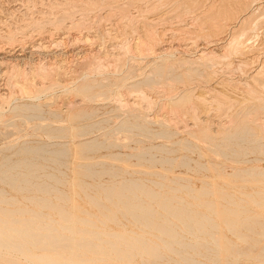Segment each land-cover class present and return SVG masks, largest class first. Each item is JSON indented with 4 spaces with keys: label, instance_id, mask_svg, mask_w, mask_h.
<instances>
[{
    "label": "rangeland",
    "instance_id": "rangeland-1",
    "mask_svg": "<svg viewBox=\"0 0 264 264\" xmlns=\"http://www.w3.org/2000/svg\"><path fill=\"white\" fill-rule=\"evenodd\" d=\"M111 1L112 0H93V3H92V0H82V1L81 0L80 1L79 0H66V1L65 0H0V59L4 60V61L1 60L3 63L0 61L1 62L0 63V69H2V70H0V89L2 88L1 92L5 94V99L3 100V104H2V101L0 100V102H1L0 103V107H1L0 108V168L1 167L3 168L6 165L9 166V165L16 164L18 162H23V160H26L27 162L34 163L36 165L41 166L39 168L34 167L32 169L35 172L34 174H31L30 172H28L24 168H22L21 170L9 172L7 174L8 176H17L18 174L19 175L20 174L27 175L28 177L26 179L29 181V183L25 184V185L29 189L21 191V190L13 188L7 182H3L0 180V207L10 209V210L24 209L27 212L28 211L29 212L34 211L33 214H39V216H38L39 219H38V217L37 218H35L33 216L31 217L32 214H30V213L25 214V215H16L15 217L20 218V219H25V220L33 219L34 224H32V225L34 226L36 224L33 227V229L36 230V232L38 230V232H37L38 235H41L40 239L37 235L35 237L32 236L35 239L32 238L31 236L28 238H26V236H23V237L21 236L22 238L21 237L19 238V236L12 237V236H10L9 232H8V234H9L8 236L0 235V240L2 239L1 241L5 242V243L8 241L7 244H9V245L12 242L11 245H17L18 247L22 245L20 247V249L25 250L24 254L14 255L15 258H13L14 260L12 263H14V264H41V263L46 264L47 263L48 264L52 261L53 263L57 262L58 264H83L82 262H79V259H84V260H90L91 261V263H89V261L86 263V261H85L84 264L85 263L86 264H116V263L117 264H142V263L148 264L145 262H141L142 259L140 257H137L135 259V261L130 262V263L127 261H125V262L124 261L121 262L120 260L118 261V259H117L118 257L115 256V254L113 253L114 251H112L111 248L107 244H103V245L101 244V247H100L101 249L99 247L98 248L95 247V248H97V250L94 247H93V250H88L87 247L84 248V247L80 246L79 243L82 242V241H80V239H82V238L90 239V237H91V236L89 237L87 232H86V234H84L85 232H82V230H85V231H94V232H97L100 234L99 237L100 236L101 237H100V241L98 239L99 242L97 241L96 238H93L94 241L92 240V242L94 244L102 243V241H105V240L115 242L116 239H114L111 236L109 237L106 235V234H113L114 233V234H122V235H125L126 237H131V235L134 236V234H136L137 236L143 237L144 239L147 238V241H149V243L155 242V243H158L159 245L161 244L160 245L161 247H164L165 242H172V241H174V239L178 235H180V238L178 236L176 238L177 239L176 241H180V243L182 242V244H184V245L185 244H192V245H197L198 247H200L199 245L201 244L200 242H202V241L205 242V243L202 242V244L205 245L206 247H210V244H212L211 247L209 248V251H207V253L213 254V250H217V247H219L217 251H218V253H220L222 255V257H221V259L223 260L222 264L224 263V261H226V263H224V264H242V263L243 264L244 263H246V264H257V263L258 264H264V260H263L264 259V253H261L259 251V244L261 245L262 243L261 242L258 243V241H262L264 243V240H263V237H264V234H263L264 207H262V206L259 207V206H257L256 203L251 202L252 200L261 201V199L264 198V175L263 176H257L256 171H255V169H261V168L264 169V148L257 149L254 151L250 148L251 147L250 145L243 144L241 146V152L238 156H233V155H231L230 152H228L229 153V156H227L228 158L225 156L219 155L220 154L219 150L225 143L220 142L222 140V136L220 135V132L218 133V130H216L215 127H213L216 130L214 133L215 134L214 139H213L214 141H211L209 143L208 142L205 143V141L193 138L189 133L191 129H188L189 127L192 126V122H193V120L188 117L191 114H188V112L186 110H184V111H186L185 114L183 113L184 115L182 113L178 114V112H175V114H174V112L172 114L171 113L169 114L168 113L169 111L167 110L168 107L166 106V104L168 103V101L170 102V100H172L171 102H175V101H178L179 99L181 100V99L187 98V99H189L191 104L186 99L184 105L186 106L187 109H188L187 106L189 104L190 105L193 104L194 106H192V107L197 108L198 113H196V118H199L200 120H204L205 122L207 120H209V122L210 121L214 122L213 125L217 124L218 127H219V125H222L221 123H223V125H225L227 123L226 121L230 120V118H229L230 116L232 118L234 117V120H232V118H231V120L233 122L235 121V118L237 121V122L235 121L236 123H238V120L241 122L244 119V116L247 115L250 111V113L252 112L251 114L255 120L252 119L254 121L252 123V120L250 119L252 117L249 118V115H247V117L245 116V121L248 122V120H250L251 122L249 121L248 127L254 128L255 133L258 136H261L260 134H262V131L259 129V125L257 126V122H258V124L264 123V121L262 122V120H264L263 119L264 118L263 117L264 116V110H263V108H260L264 104V103H262V100L264 101V96H262V95H264V88H263L264 82L261 83L262 79L264 81V77L262 76L263 77L262 78L261 75L258 77V75H256L257 74L256 71H259L262 69V67H264V64H263V62H264L263 58L264 57H262V55L264 56V49H261V48H264L263 47V44H264V34H263L264 33V25H263L264 24V17H262L260 19V21H262V22H260V21L258 22L259 23L258 26L260 25L257 28V29H259L258 32L256 31L257 29H255L254 31H251V33L250 32L248 33V35L246 36L247 38L244 37V39H248V37H250L251 41L249 40L248 44L250 46L252 45L253 47L249 46V47L243 49L245 52L243 50H242V52H240L241 57L239 55V52H237V53L233 52L235 55L230 53L231 56L230 55L229 56L231 58L230 59L231 62L228 61L229 58L227 60L225 59V62L228 64H226L224 62V60L223 61L221 60L220 62L216 60L217 63L219 62V64H216V62L214 61L215 59H212L213 62H210L211 61L210 58L205 57L202 59V57L200 56V51L202 50L203 47L209 48L210 46H212V44H216V42H214V41H217L219 39L222 40L224 37H225L224 39L226 40V38L230 36L229 33H228L229 36L226 35L227 31H226V34L222 33V34L226 35V36L223 35L224 37L222 36V34L219 36L213 37L210 33H209L210 36L207 33V32H210L209 30H207V29H209L208 25L211 22L210 20H212L216 17L214 13L212 14V12L206 11L207 9L209 10V7L207 5H210L213 0H208L209 3L207 0H204L205 3L203 0H200L201 2L199 0L198 1L197 0H161V2H160V0H158V1L157 0L156 1L155 0H139V1L138 0H121V1L120 0H113V2H111ZM182 1L183 2L185 1V3H183ZM191 1H193V2L190 4L189 2H191ZM72 2H73V4H72ZM158 2H160V3H158ZM178 2H180V3L182 2L186 6V8L184 6H182L183 5L182 3H181L182 5H181ZM109 3H110V5H109ZM153 3H154L155 8H153ZM194 3H196V5ZM202 3H204V4L208 3L206 5V8H204L205 5ZM67 4H69V5H67ZM156 4H157V6H156ZM177 4H178V6H177ZM198 4H200V5H198ZM179 5L182 7H180ZM73 6H74V8H73ZM95 6H97V7L95 8ZM162 6L164 7V9ZM199 6H201L200 9L197 8ZM99 7H100V9H99ZM107 7H109V8H107ZM127 7L128 8L130 7V8L128 9ZM144 7H147L151 10L144 8ZM172 8H173V10H172ZM184 8H185V10H184ZM190 8H192V9H190ZM109 9H111V10H109ZM158 9H160L161 11ZM254 9H256V7ZM144 10H145V12L146 11L148 13L151 12L152 14H148L146 12V14H147L146 15V14H144ZM175 10H177V11H175ZM187 10H189L190 12ZM193 10H195V11H193ZM111 11H112V13H111ZM141 11H143V12H141ZM174 11H175V14H174ZM186 11H187V15H185ZM113 12H115L114 13L115 17L113 15ZM100 13H101V15H100ZM108 13L110 15H108ZM129 13H130V15H129ZM204 13H206V14H204ZM95 15H97V16H95ZM183 15H185L186 17ZM206 15H208V17ZM210 15H214L215 17L212 16L213 17L212 18ZM146 16L149 18H147ZM187 16H188V18H187ZM202 16H203V18L207 17V20L209 19L208 20L209 23L207 22L206 19L203 20ZM141 17H143V18H141ZM151 17H152L153 21L151 20ZM199 17L202 18L201 19L202 21L198 20ZM232 17L233 16H231L229 18V21H228L229 23L231 22L230 24H232V22L234 21ZM110 18L111 19L113 18V19L110 21ZM145 18H147V19H145ZM171 18L174 19L175 21L174 20L169 21V20H171ZM133 19H134V22H133ZM176 19H178L179 21ZM108 20H109V23H108ZM158 20H160V21L162 20L161 21L162 23ZM196 20L198 22H196ZM90 21H91V23H90ZM155 21H158L159 23H157ZM71 22L72 23L74 22L73 23L74 25L72 24V26H71L70 25ZM87 22H89L90 24H86ZM145 22H146V24H145ZM152 22H153V25L151 24ZM201 22H203V26L202 25L200 26ZM95 23H96V25H95ZM177 23L179 25H177ZM193 23L194 24L196 23L195 25H197V26L199 25L198 28H197V26L193 27ZM261 23H263L262 24L263 27H261L262 26ZM140 24L141 25L142 24L143 25H147V24L150 25L151 24L150 26L154 28V30L157 32V34L159 33L158 35H161L159 37L161 39H163L162 45H164V47L166 49H169V50L168 51L165 50V48L162 46L164 51L160 54H159V52H161V51H157L158 52L157 54H159V55H157V54L155 55V53H153V55H152V53L146 55L147 52L144 51L143 52V54L145 53L144 56H143L142 52L141 53H134L133 52L134 55L131 53L132 51L129 52L128 47H130V45L132 46L134 44V42L138 39V36L141 35L140 29H138L140 27ZM157 24H159V25H157ZM174 25H176V27ZM180 25H182V26H180ZM189 25L192 27H190ZM204 25L205 26L207 25L208 27H204ZM61 26H63V27H61ZM75 26L78 28H75ZM124 26H126V27H124ZM184 26L186 29H184ZM54 27L57 29H55ZM127 27L130 29H128ZM132 27H133V31L131 30ZM202 27L204 29H202ZM105 28H109V29H105ZM188 28H189V30H188ZM78 29H80V30H78ZM112 29H114V30H112ZM200 29H202L201 32H199ZM203 30H205L207 34L203 33L202 35H200L203 32ZM109 31H111L113 34L110 33ZM135 32H136V35H135ZM166 32L167 33L169 32V33L167 34ZM176 32H177V34H175ZM187 32H189V34ZM191 32L193 33V35ZM194 32L195 33L197 32L196 33L197 35ZM114 33H115V35H114ZM184 33H186V34L184 35ZM204 34L206 35V37L204 36ZM249 34H251V35L253 34L254 36L253 35L251 36ZM194 35H195V37H194ZM198 35H200V38H201L200 42H199V36ZM207 35H208V37L211 38L209 41H208ZM115 36H117V37H115ZM162 36H164V37H162ZM173 36H175V37H173ZM192 36H193V38H192ZM196 36L198 37V40L196 39L197 38ZM11 37H13V38L11 39ZM111 37L115 40L113 41V39ZM171 37L173 40L171 39ZM217 37L219 39H217ZM254 37L256 38V40ZM87 38L90 39L91 41L90 42L86 41ZM164 38H165V40H164ZM179 38H181V39L178 40ZM194 38H195V40H194ZM214 38H215V40H214ZM261 38H262V40H261ZM21 39H23L22 43L18 42V40L21 41ZM204 39L210 43H208L207 41L204 42ZM11 40H12V42H10ZM59 40L60 41L62 40V41L60 42ZM120 40H121V42H120ZM196 40L198 41V43L195 42ZM201 40H203V41H201ZM212 40H214V41L212 42ZM54 41H55V43H54ZM57 41L60 45H58ZM172 41H173V43H172ZM190 41L193 43L194 42L197 43L196 46H195V43L193 44ZM117 42L118 43L120 42V43L118 44ZM179 42H180V44H179ZM183 42H185V43H183ZM252 42H253V44H252ZM260 42H261V44H260ZM11 43H14V44H11ZM23 43H25V44H23ZM39 43H41V44H39ZM72 43H73V46H72ZM74 43H75V45H74ZM92 43H94V44H92ZM202 43L204 44V46ZM207 43L209 44V47H208ZM254 43H255V46H254ZM201 44H202V46H201ZM21 45H25V47H22ZM40 45H41V47H40ZM125 45L127 46L128 49H126ZM21 47H22V49H21ZM122 47H124V48H122ZM170 47H172V48L170 49ZM258 47H259V49H258ZM4 48H5V50H4ZM9 48H10V51H9ZM256 48H257V50L255 51ZM36 49H38V50H36ZM112 49H114V50H112ZM125 49L128 51H126ZM21 50L25 53L24 57H22V56L18 57L20 52H21V54H23V52ZM219 50H217V52ZM249 50H251V52ZM117 51L120 53H118ZM165 51H166V53H165ZM6 52H7V54H6ZM12 52H14V54ZM185 52H187V53H185ZM248 52H250V53H248ZM260 52L262 55L260 54L258 56V54ZM123 53L126 55H124ZM10 54H11V56H10ZM140 54L142 55V58H141ZM249 54L250 55L254 54V55H252L253 57L252 56L250 57ZM7 55H9V56H7ZM50 55H51V57H50ZM148 55L151 57H149ZM243 55H245L244 56L245 58L243 57ZM255 55L257 57L254 60L253 58H255ZM31 56H33V57H31ZM198 57H200V58H198ZM11 58H12V60H11ZM15 58L18 60L19 59H25L26 62L24 61V64L21 63L20 65H21V69L24 68L26 70V72L29 71L30 68H33V66H34L33 64H36V62H37V64L34 67H36L37 65L45 64V63L48 65H51V66L54 65V67H56L57 64H59L62 67L64 66L63 69L65 71L63 70V73L68 72L66 74L68 76L63 74V75H65V78H67V77L68 78L65 81V78L62 75L61 76L62 78H58L59 80L57 79V77H53L50 80L45 79V80H43V82H41L40 80H42V79H40V80H37V83H36L38 85V86L36 85L38 88H36V86L35 87L33 86L34 87L33 90L36 89L35 92H37V93L33 92L31 94V96L30 95H24L23 93L20 94L21 93L19 91L20 89H18L17 86L16 87L15 86L10 87L12 89L11 90L6 85L7 80H8V74L13 75L15 72L13 71L14 72L13 73L12 70H16L17 68H19V67H17V68L15 67L16 64L13 62V59L16 60ZM114 58H115V60H114ZM246 58L248 61L250 60V62L245 60ZM98 59H99V61H98ZM197 59H199V60H197ZM200 59H202L203 61ZM207 59H210V60H207ZM252 59H253V61H252ZM184 60H185V62H183ZM186 60H189L190 62L189 61L186 62ZM205 60L210 63V64L207 63V65H209L208 69L206 66L204 67V64L206 65V63H204ZM85 61H86V63H85ZM193 61H195V62H193ZM242 61L244 62V64H247V62H248V64L246 65L248 69L246 68V66L244 64L239 63ZM51 62H54L55 64H53ZM88 62H89V64H88ZM198 62H199V65H198ZM200 62L202 63L201 65H200ZM222 62H223V64H222ZM232 62L233 63L235 62L233 65H237V63L239 65L241 64V67H243V65H244L246 70L244 67L238 68L239 70H237L235 67H234L235 69H233V67L229 66ZM105 63H106V65H105ZM114 63L116 64L115 65L116 67L114 66ZM186 63H192V64H190V65L188 64V66H187ZM211 63H213V64H211ZM24 65L26 68L24 67ZM72 65H74V66L72 67ZM82 65H84V66H82ZM108 65H112L113 67L110 66V68H109ZM77 66L79 67V69L77 68ZM158 66L163 67V68L166 67L165 68L166 69V77H165L166 79L163 78V81H162V78L160 79L158 76H156L155 72H157ZM170 66L173 67L174 69L170 68ZM210 66H211V68H210ZM218 66H221V68ZM227 66H228V68L226 69ZM103 67L105 68V70L103 69ZM229 67L232 70H234V71L237 70V71L236 72L230 71ZM27 68H29V70H27ZM190 68H191V70H189ZM192 68H194V69H192ZM73 69H75V70L73 71ZM97 69H98V71H101V72H99L100 74L98 72L95 73ZM106 69H108V70H106ZM169 69H171V70H169ZM10 70H11V72H10ZM216 70H217V72H216ZM5 71H9L8 74H6L7 72H5ZM242 71H243V73H242ZM2 72H5L6 76ZM80 72H82V73H80ZM192 72L193 73L195 72V75H193ZM213 72H216L214 74H216L217 76H215V75L213 76ZM223 72H225V73H223ZM151 73H152V75H151ZM183 73H184V76L182 75ZM203 73L205 75H202ZM239 73H241L240 74L241 76H243V74H245L244 76L246 78L248 77L249 80L246 79L244 76L241 77L239 75ZM2 74H4V75H2ZM187 74L189 76H186ZM199 74H201L202 76ZM72 75H74V76L76 75L78 77H76V76L73 77ZM179 75L182 76L181 79L175 80L174 78H176ZM254 76L257 79L260 77L262 79L257 80L256 78H254ZM167 77H168V79H167ZM172 77H173V79H172ZM183 77H185V79H187V80L183 79ZM54 78H55V81H57V82L59 81L58 83L60 85L57 82L56 83L54 82V80H53ZM231 78H233V79H231ZM60 79H62V80H60ZM75 79H76V81H75ZM149 79H151L150 80L151 82H149ZM46 80H47V83H46ZM73 80L75 82H73ZM154 80H156L157 83ZM225 80H229V81L225 82ZM242 80L245 81V87L248 86L247 88H245V90L243 88L244 83ZM38 81H40V82L38 83ZM64 81H65V83H64ZM223 81H224V84H223ZM249 81H250V83L257 82V85H255L254 83L249 84ZM84 82L85 83L87 82L88 84H90V86L97 85V83L99 85L100 84L103 85V87L95 88L94 90H90L89 92L94 93V94H98V93L103 92L104 94L101 96L97 95V96H95L96 98L92 97L90 99L85 97V95L83 93H80L77 90L78 85L85 84ZM188 82H190V83H188ZM237 82L239 84L241 82L242 85L236 87V85L234 83L239 85ZM44 83H46V84H44ZM139 83L140 84L142 83L140 85L141 90H143L142 92L145 94V96H147L146 97L147 100L152 101V102L150 101V104L145 99L147 101V104H146V101L142 97L141 98H142V101L144 100V103L141 100L137 101V99H140V97H138L137 93L136 94L133 93L132 89L135 87V85L138 86ZM227 83L228 84L232 83L233 89H232V87H230L231 85H228ZM41 84H42V86L45 85L43 87V91H41L42 87L40 88ZM54 84H56V85L58 84V85H57V87L55 86L56 88L53 87L54 89H52V85H54ZM233 84L235 87L233 86ZM261 84L263 87L261 86ZM47 85H49V86H47ZM147 85H149V86H147ZM46 86L50 89V92L47 91L49 89H47ZM131 86L132 87L134 86V87L132 88ZM223 86H225V87H223ZM189 87L190 88L192 87V88L190 89ZM249 87L254 88V89L258 88L257 90L255 89L256 92H258V90H260V94H259V92L254 93V94H256L257 96H258V94H259V96L261 95L262 97L261 96L260 97L262 99L261 98L256 99L257 96L253 95V97H255L254 100L256 99L260 103H258L257 101H252L253 99L251 97H252L253 93H251V96H250V92L248 90V89H250ZM211 88L213 90H210ZM240 88H242V89L240 90ZM134 89H137V88H134ZM159 90H161V91H159ZM243 90L245 91V93H243ZM218 92H220V93H218ZM131 93L133 95H131ZM216 93H218V95L220 97L217 96ZM246 93L247 94L249 93V94L247 95ZM35 94H37L39 97L38 96L36 97ZM243 94H244V96H243ZM8 95H9V98H8ZM32 95L35 96V98H33ZM221 95H223V96H221ZM19 96H21L22 98ZM28 96H30V97H28ZM247 96H250V97L247 98ZM227 97H228V99H227ZM68 98H71V100ZM249 98H250V101H249ZM66 99H68V100H66ZM200 99H203V101ZM229 99L231 101L232 100L237 101V102H235L236 104L234 102L228 103ZM34 100H36V101H34ZM62 100H64L65 102ZM115 100H118V101H115ZM119 100H121V101H119ZM212 100L216 101V102L218 101L217 102L218 104L216 102H213ZM133 101H135V102H133ZM231 101H229V102H231ZM57 102H58V106H56ZM75 102H76V105L74 104ZM138 102L142 105L141 109L145 105H148V104L149 105H148V107L145 106V108H146L145 111H144V109L139 110L138 107L140 108L141 105ZM207 102L209 103V105ZM80 103H82V105ZM203 103H205V104H203ZM61 104H63V105H61ZM68 104L70 105V107ZM125 104L127 105V107L125 106ZM260 104H261V106H260ZM24 105H25V108H24ZM71 105H73V106H71ZM128 105H131L132 108L129 107ZM134 105H136V106L140 105V106L136 107ZM219 105L221 106V108L218 107ZM229 106H231V107H229ZM236 107H238V108L236 109ZM60 108H61V110H60ZM75 108H78V109H75ZM129 108H131V109H129ZM133 108L134 109L136 108L137 110L136 109L134 110ZM231 108H232V111L229 110ZM81 110L83 112L87 111L86 113L88 114V116L84 117V118L81 116L79 118H70L69 116L67 117V115H66L67 113H68V115H69V113L70 114H72V113L77 114ZM160 111H162V112H160ZM217 111H219V112H217ZM255 111L256 112L258 111L257 114ZM143 112H145V113H143ZM163 112H165V113H163ZM239 113L240 114L242 113L241 115H239L240 118H239V116L236 115ZM253 113L255 115H253ZM165 114H166V116L167 115L168 116L166 117ZM176 114H178V115H176ZM223 114H224V117L227 115V117H225V118H229V119H225L223 117ZM141 115H142V117H141ZM181 115H182V117H181ZM185 115H186V117H183ZM256 115H258V116H256ZM131 116L134 119H132ZM147 116H149V117H147ZM208 116H209V118H208ZM259 116H262L263 118L262 117L260 118ZM257 117L260 120L256 119ZM166 118H168V119H166ZM176 118H177V120H176ZM205 118H206V120H205ZM222 118L225 119V120H223V122H222ZM142 119H144V120H142ZM147 119H149V120L155 119V120H153L154 122L151 121L152 123H150V121ZM169 119H171V120H169ZM190 119L192 120V122ZM256 120H259L260 123H259V121L256 122ZM165 121H167V122H165ZM174 121H176V122H174ZM182 121H184V123ZM162 122L164 123V125ZM188 122H191V123H188ZM211 122L209 124H212ZM176 123H178V124L174 125ZM182 123L185 126H186V123H188L187 126H189V127L186 126V129H185L186 132L181 131V129L183 130L185 128V127L183 128L184 125ZM254 123L256 124V127L254 126ZM135 124L142 125L143 128L140 129V128L136 127ZM179 124H181V126L182 125L183 126L181 127V126H179ZM213 125H211V126H213ZM174 127H176V128H174ZM73 128H75L76 130ZM257 128L260 131L257 130ZM71 129H73V130L71 131ZM179 131H181L182 133ZM70 132H72V134H73L72 136H71ZM216 133H218V134H216ZM173 134H175V135H173ZM110 136H112V137H110ZM119 141L120 142L122 141L124 143L122 144V142L120 143ZM79 143L80 144L85 143L89 147H90V145L92 146L90 149H87L84 152V158L83 159L79 158L77 155H73V152H78L76 146ZM113 143L114 144L118 143L117 144L118 146L114 145ZM261 143L264 145V140H262ZM69 148H71V149L74 148V150L72 149L73 151H72V153H70L71 155L69 154V155H66L65 157H63V156L61 157L59 155H53L50 153V152L53 153V152H58V151H63V150H70L71 151V149H69ZM151 148H154V149H151ZM209 148L211 149L210 151H209ZM35 149H40L43 152H41L40 150H37L36 152H31V150L33 151ZM141 149H146V150L151 149V151H146V152H148V154L144 158V160H139V159L134 157V158L129 159V161L127 162L128 164L127 163L126 164L125 163L119 164V163H113L109 159V156L119 154L122 156V160H126V156L139 154ZM238 149H240V148H238ZM212 150H214V151H212ZM260 150H262V151L260 152ZM211 151L213 153H210ZM182 158H184L185 161ZM150 159L154 160L155 162L156 161H158V162L155 164L150 163V162H148ZM167 159L175 160V161H172L170 163H164V164L160 163L161 161H164ZM180 159H182L183 164H182V161ZM184 162H185V164H187V167H184ZM234 162H236V163H234ZM87 164L90 165V169L93 172V174L89 175V174L84 173L86 171ZM129 164H140L144 167H133L132 168L129 166ZM202 166H204V167L202 168ZM216 166H218V167H216ZM114 167H120L122 169V172H119L115 175L108 174V172L109 173L112 172ZM128 167H130V168H128ZM149 167L151 169H147ZM210 167L212 168L211 171L208 170V169H211ZM213 169H221L224 173L226 171L227 174H233V171L235 172L238 169L250 170V174H248V173H246L245 175L242 174L245 177V179L248 181V183H246V184L240 183V185H242V186H240L237 183H235L236 182L235 178H230L229 180H227L229 182V184L227 185L222 180V178L218 176V173L216 171H214ZM3 170H5V168H3ZM134 170H139V172H134ZM76 172H81V174L78 175V174H76ZM144 172H159V175H154V174L149 175V174H145ZM174 176H181L182 178H184V180H175ZM77 179L82 181L83 185L77 183L76 182ZM130 180H141V181H143L145 184L143 190L151 191L159 197V199H157L156 201H153V198H149L146 195L137 193L138 197L143 199L144 202L146 203V204L144 203V205L146 206L145 208H147V205L148 206L151 205V207H153V209L151 207L150 208L153 211L158 212V213H156L157 215L160 214L163 216V217L160 215H158L159 217L155 216L156 217L155 221L156 220L158 221L157 218H161V220L159 219L160 221H158V222H162V224L165 226L164 228H165V231L167 233L164 231L159 232V230H155L154 228H152L150 226L143 225L142 220H141V223L138 224L137 223L138 221H136V219L134 220L133 217H131V214L129 215V212L131 211L130 208L126 209L123 205H120V204L115 205L108 200L109 194L111 193L109 189H111L113 187V185L119 186L122 181H130ZM148 180L158 182L160 185H158V186L153 185V184L147 182ZM171 181H175V182H171ZM203 181H206V183H204ZM214 181L217 184L216 188L211 187V185L209 183V182H214ZM127 184H129V183H127ZM186 186H189L190 188H186ZM203 189L208 190L209 193H213V194L216 192H222V193H227L231 196L237 195V196H234L235 201H239V200L246 201L247 203L241 202L239 206H234V208L228 207L229 205H226V206L228 207L227 209H234V210L237 209L238 211H241L244 209L243 211H241L242 212L241 215H239V216L237 215L238 216L237 218L239 219V221H244L243 217H245V219L250 218V220L252 219V221H251L252 223L249 220L247 225H245V226L236 225V229H234V228L233 229L235 231L237 230L238 232H235V231L231 232V230H230L231 226L225 224L226 223L225 219L230 218V217L232 219V217L234 215L229 213L228 210H226L227 213H226V211L224 212V209H222V208H218L219 210L217 208H214L216 210H211V208H208V207L206 208L205 206H201L203 201H217V202L222 203V201L218 199L217 195H210L209 194L206 196H202V194L204 192ZM165 198L166 199H173V206H175V208L176 207L179 208L178 210L181 213L183 212V210H182L183 208L184 209H185V207L187 208L185 210H187L190 214L189 213H188L189 215L186 214L185 212H187V211L183 212V214L184 215L186 214V216H187V217L185 216V220H184L183 214L181 215L180 212L179 213L177 212V213L180 214L181 218L177 217L179 215L175 216L174 218L172 217V215L173 214L175 215L176 211H178V210H176L174 208H173V210H171L172 207H170V208L168 207L169 209L166 210L160 206L161 204H159V202L164 200ZM252 198H255V199H252ZM40 199H46L47 201H49V204L51 205L52 208L43 207L42 206L43 204L40 201ZM4 200L6 201V203L1 202ZM174 200H177V201L174 202ZM99 203L103 204V206L102 205L100 207H99V205L97 206V204H99ZM191 205H193V206H191ZM54 206H58L60 208H57V209L54 208L53 209ZM183 206H185V207H183ZM189 208H191V210ZM238 208L239 209L241 208V209L239 210ZM59 209H61L62 211H66V213L72 214L73 218H71L67 221L64 220L62 218V216H64V215L60 214L61 210H59ZM129 209H130V211H128ZM220 209H221V211H220ZM217 210H218V212H217L218 214L216 215ZM191 211L193 213L196 212L195 213L196 216H195V214L191 215L192 214ZM210 211L213 213H211ZM223 213L224 214L226 213V214L224 215ZM156 214L154 213V215H156ZM198 214H201V215H198ZM212 214H214V216ZM221 214H222V217H224L225 219L224 218L222 219L219 217V216H221ZM22 216H23V218H22ZM189 216H191L192 218L190 219ZM194 216L197 217L198 219H195ZM203 216H205V217L208 216L207 218H209V216H211L210 218L214 222H211V223L208 222L209 219L207 221V219L206 218L204 219ZM216 216L219 217L220 219H218ZM162 218H164V219H162ZM186 218L191 222H189ZM40 219H41L40 222L42 224H40V222H37ZM180 219H182V220L180 221ZM234 219H236V218H234ZM81 220H87V221L90 220L89 221L90 223L88 222L89 224H87V223L84 224ZM192 220H194L193 223L195 221H197V222H195L196 225L198 224L197 228H196L195 224L192 223ZM168 221H170V222L168 223ZM185 221L187 223V224L185 223L186 226L184 225ZM253 221H258L259 223H263V225L254 224L255 225V227H254ZM189 223L191 225L193 224L192 228H194V231L186 228V227L191 228V225ZM206 223H207V227H206ZM224 224L228 227H225ZM250 224H251V227H250ZM40 225H41V227H40ZM199 225L201 227H198ZM16 226L21 227L19 224H17ZM37 226L41 228L42 232L39 231L40 228L36 229ZM46 226H48V227H46ZM64 226L71 228V230H69V229L65 230V228H62ZM175 226H178L179 228L175 227ZM208 226H210V227H208ZM218 227H219V229H218ZM48 228H51V229L53 228L51 231V234L53 235V237L55 236L54 238H58V239H52V237H50L51 242L54 241V243H57L59 241L60 243L59 242L58 243L60 245L62 244L61 246L64 247V245H65V249L67 247H71L72 249L67 248L65 250L64 248L60 249L59 247H55L56 249H59V250L58 251L55 249L53 250V246L50 245V243H51L50 239L47 238V239H49V240H47V239H45L46 237L45 238L42 237L46 234V232H47L46 230H48ZM201 228L203 229L202 231H200ZM208 228L209 229L211 228V229H213V231H216V232L213 233V231L211 229L209 230ZM220 228H221V230H220ZM197 229H200V230H197ZM205 229H207V230H205ZM53 230H54V232H53ZM174 230L176 231V234L174 233V235L176 237L174 235L172 237H170L168 235V233L170 231H174ZM195 230H197V232ZM247 230L249 232H247ZM252 230L254 232H252ZM55 231L58 232L59 235H58V233H55ZM180 231H182V232L184 231V232L181 233ZM186 231H187V233H186ZM200 232L205 236V237L204 236L201 237L202 241L200 240L201 238L199 237V236H201ZM207 232H211L214 236H212V234L207 233ZM244 232H246V236H245ZM194 233L198 236H194L195 235ZM259 233H260V235H259ZM223 234H224L225 239H226V240H223L225 242V243L223 242L224 244H226V241H227L235 249H237L238 247H240V249H237L236 252L233 250L230 252L229 250H225V249H224V251H225L224 252L222 249H220L221 246H219V245L222 242L220 244H218L217 243L218 240H216V239H219V238H216V237H220V235H221V237L224 238ZM167 235L169 237H167ZM206 235L208 236V238ZM59 236H61V239H63V241L59 238ZM63 236L65 238H63ZM192 236H194V237H192ZM209 236L211 238H209ZM233 236H235V238ZM254 236L257 238H254ZM6 237L7 238L10 237V238L7 239ZM24 237L27 240L26 239L21 240ZM173 237H175V238H173ZM11 238H12V240H11ZM13 238L15 239V241L13 240ZM68 238L71 240H69ZM159 238H162V240H160ZM170 238H172L173 240ZM195 238H197V239H195ZM212 238H213V240H212ZM184 239H187L188 241L187 240L184 241ZM210 239L212 241H209ZM241 239H242V241H241ZM249 239L252 241H250ZM39 240L41 241L40 244H39V242H40ZM65 240H68V241H65ZM196 240H198V241L200 240V241L198 242ZM44 241H46V242H44ZM64 241H65V243H62ZM190 241H192V243ZM213 241H215V242H213ZM254 241H256V242H254ZM13 242H17V243L14 244ZM44 243L48 246L43 245ZM68 243H69V245H68ZM223 243H222V245H223ZM251 243H253L254 245ZM119 244H121V243H119ZM23 245H25V246L23 247ZM55 245L59 246L58 244H55ZM79 246L81 247V249L78 248ZM43 248H44V250L46 249L47 252L41 251V250H43ZM174 248L177 250H181V249H179V245H177V243H176V247H175V243H174ZM180 248H182V247H180ZM94 249L96 252L94 251ZM255 249H256V251H255ZM99 250H103V251H99ZM199 250L202 252L205 251L204 249H199ZM210 250H212V251H210ZM246 250H247V253H249V254L244 252ZM14 251L15 250L12 247L7 248V249H3V252H7V253H13ZM55 251H56V253H55ZM88 251H90V253H88ZM168 252L169 251H167V250L161 251V253L165 256V260L163 261V263L162 262H160V263H162V264H176L174 262L168 261L169 257L176 259L178 261H181V260H179L180 259L179 256L175 255L174 252H170V253H168ZM191 252L192 251L188 250L187 252H183V253L181 252V254L185 255L186 253H189L190 255L194 256L195 252L194 253L192 252L193 254ZM232 252H234L235 254H233ZM57 253L59 255H56ZM94 253H96V254L94 255ZM78 254H79V257L81 256L80 258L76 257ZM101 254H103L104 256ZM168 254H170V255H168ZM254 254L257 256H255ZM74 255H76V256H74ZM173 255H174V257H173ZM41 256H45V257L41 259V258H39ZM58 256H62V258L58 257ZM224 256H225V258H224ZM8 258H10V257H8ZM145 258H148V257H145ZM226 258H228V259H226ZM231 258H232V260H231ZM194 259L195 260L198 259V261L204 262V264H209V262L211 264H215L213 262L216 259V256H209V257H203V258L199 257V256H197V257L195 256ZM44 260L45 261L47 260V262H45ZM99 260H101V261H99ZM104 260H105V262H104ZM204 260H206V261H204ZM0 261L2 262L1 259H0ZM4 264H9V263L4 262ZM181 264H184V262H181Z\"/></svg>",
    "mask_w": 264,
    "mask_h": 264
},
{
    "label": "bare ground",
    "instance_id": "bare-ground-1",
    "mask_svg": "<svg viewBox=\"0 0 264 264\" xmlns=\"http://www.w3.org/2000/svg\"><path fill=\"white\" fill-rule=\"evenodd\" d=\"M66 1V0H65ZM80 1V0H79ZM82 1V0H81ZM121 1V0H120ZM139 1V0H138ZM156 1V0H155ZM158 1V0H157ZM198 1V0H197ZM200 1V0H199ZM204 1V0H203ZM202 1V2H203ZM208 1V0H207ZM111 2H113V0L111 1ZM133 2V1H132ZM151 2V1H150ZM149 2V3H150ZM160 2H161V0H160ZM160 2H158V3H160ZM163 2V1H162ZM174 2V1H173ZM183 2V1H182ZM181 2V3H182ZM188 2V1H187ZM193 1H191V2H189L190 4L192 3ZM201 2V1H200ZM199 2V3H200ZM211 2V1H210ZM68 3V2H67ZM76 3V2H75ZM78 3V2H77ZM81 3V2H80ZM92 3H93V0H92ZM97 3V2H96ZM95 3V4H96ZM100 3V2H99ZM155 3V2H154ZM154 3H153V8H155L154 7ZM179 4H181L180 2H178ZM183 3H185V1L183 2ZM182 3V4H183ZM204 3H205V1H204ZM204 3H202V4H204ZM208 3H209V1H208ZM207 3V4H208ZM72 4H73V2H72ZM121 4V3H120ZM164 4V3H163ZM166 4V3H165ZM168 4V3H167ZM181 4V5H182ZM187 4V3H186ZM195 5H196V3H194ZM201 4V3H200ZM200 4H198V5H200ZM207 4H204L203 6H204V8H206V5ZM264 0H213L212 1V3L210 4V5H207L208 7H209V10L207 9L206 11H208V12H212V14L214 13L215 14V16L214 15H210L211 17L212 16H214L215 18L214 19H212V20H210L211 22H210V24L208 25L207 23V25L209 26H205L204 25V27H208L209 29H207V30H209L210 32H207L208 33V35H209V33L213 36V37H216V36H219V35H221L222 33H225L226 34V31H227V34L226 35H228V33H229V37H227L226 38V40L224 39L225 37L224 36H226V35H224V34H222V36L224 37L222 40H220L218 37H217V39H219V40H217V41H214L215 40V38H214V40H212V42L214 41V42H216V44H212V46H210L209 47V44L208 43H210V42H208L211 38L210 37H208V35H207V38H208V41L207 40H205L204 39V42L205 41H207L208 43V47L209 48H202L201 46H202V44H201V48H202V50L200 51V56L202 57V59L203 58H210L211 59V61L210 62H213L212 61V59H215L214 61L216 62V64H219V62L222 60H224V62H225V59L227 60L228 58V61H230V53L231 54H233V55H235L234 53L236 52H239V55H240V52H242V50L243 49H245V48H247V47H249L250 45L248 44V42H249V40H250V37H248V39H244V37H246L247 35H248V33L250 32L251 33V31H254L255 29H257L259 26H258V22L260 21V19L262 18V17H264ZM67 5H69V4H67ZM86 5V4H85ZM94 5V4H93ZM101 5V4H100ZM104 5V4H103ZM109 5H110V3H109ZM108 5V6H109ZM161 5V4H160ZM175 5V4H174ZM194 5V6H195ZM133 6V5H132ZM147 6V5H146ZM152 6V5H151ZM156 6H157V4H156ZM166 6V5H165ZM173 6V5H172ZM171 6V7H172ZM177 6H178V4H177ZM180 6V5H179ZM182 6H184L185 8H186V6L183 4ZM182 6H180V7H182ZM76 7V6H75ZM87 7V6H86ZM97 6H95V8H96ZM148 7V6H147ZM147 7H144V8H147ZM163 7V6H162ZM207 7V8H208ZM256 7V9H254V8ZM73 8H74V6H73ZM107 8H109V7H107ZM128 8V7H127ZM130 8V7H129ZM128 8V9H129ZM151 8V7H150ZM166 8V7H165ZM170 8V7H169ZM185 8H184V10H185ZM196 8V7H195ZM198 9H200L201 8V6H199V7H197ZM196 8V9H197ZM86 9V8H85ZM99 9H100V7H99ZM103 9V8H102ZM113 9V8H112ZM143 9V8H142ZM147 9H149V8H147ZM146 9V10H147ZM163 9H164V7H163ZM180 9V8H179ZM190 9H192V8H190ZM197 9V10H198ZM108 10V9H107ZM109 10H111V9H109ZM119 10V9H118ZM123 10V9H122ZM149 10H151V9H149ZM156 10V9H155ZM158 10H160V9H158ZM172 10H173V8H172ZM171 10V11H172ZM181 10V9H180ZM204 10V9H203ZM68 11V10H67ZM106 11V10H105ZM113 11V10H112ZM112 11H111V13H112ZM121 11V10H120ZM161 11V10H160ZM166 11V10H165ZM175 11H177V10H175ZM175 11H174V14H175ZM187 11H189V10H187ZM187 11H186V14L185 15H187ZM193 11H195V10H193ZM101 12V11H100ZM137 12V11H136ZM141 12H143V11H141ZM147 12V11H146ZM146 12H145V10H144V14H146ZM159 12V11H158ZM157 12V13H158ZM183 12V11H182ZM185 12V11H184ZM190 12V11H189ZM199 12V11H198ZM205 12V11H204ZM207 12V13H208ZM114 13L115 12H113V15H114ZM148 13V12H147ZM155 13V12H154ZM178 13V12H177ZM194 13V12H193ZM86 14V13H85ZM91 14V13H90ZM107 14V13H106ZM121 14V13H120ZM142 14V13H141ZM148 14H152L151 12L150 13H148ZM168 14V13H167ZM189 14V13H188ZM204 14H206V13H204ZM210 14V13H209ZM208 14V15H209ZM94 15V14H93ZM100 15H101V13H100ZM108 15H110L109 13H108ZM123 15V14H122ZM126 15V14H125ZM129 15H130V13H129ZM143 15V14H142ZM141 15V16H142ZM147 15V14H146ZM170 15V14H169ZM185 15H183V16H185ZM190 15V14H189ZM208 15H206L207 17H208ZM51 16V15H50ZM95 16H97V15H95ZM152 16V15H151ZM158 16V15H157ZM168 16V15H167ZM200 16V15H199ZM231 16H233L232 18H233V22H232V24H230L228 21H229V18L231 17ZM87 17V16H86ZM105 17V16H104ZM114 17H115V15H114ZM128 17V16H127ZM130 17V16H129ZM135 17V16H134ZM147 17V16H146ZM163 17V16H162ZM186 17V16H185ZM207 17L205 18H203V16H202V18H203V20L204 19H206L207 20ZM55 18V17H54ZM73 18V17H72ZM81 18V17H80ZM100 18V17H99ZM103 18V17H102ZM119 18V17H118ZM132 18V17H131ZM141 18H143V17H141ZM147 18H149V17H147ZM147 18H145V19H147ZM158 18V17H157ZM164 18V17H163ZM184 18V17H183ZM182 18V19H183ZM187 18H188V16H187ZM192 18V17H191ZM200 18V19H199ZM198 18V20H201L202 18L201 17H199ZM86 19V18H85ZM91 19V18H90ZM101 19V18H100ZM113 19V18H112ZM111 18H110V21L112 20ZM138 19V18H137ZM168 19V18H167ZM193 19V18H192ZM41 20V19H40ZM77 20V19H76ZM87 20V19H86ZM95 20V19H94ZM93 20V21H94ZM128 20V19H127ZM130 20V19H129ZM141 20V19H140ZM139 20V21H140ZM143 20V19H142ZM151 20H152V17H151ZM172 20H174V19H172L171 18V20H169V21H172ZM176 20H178V19H176ZM190 20V19H189ZM209 20V19H208ZM208 20H207V22H208ZM47 21V20H46ZM88 21V20H87ZM103 21V20H102ZM101 21V22H102ZM137 21V20H136ZM153 21V20H152ZM158 21H160V20H158ZM158 21H155V22H157V23H159ZM162 21V20H161ZM160 21V22H161ZM175 21V20H174ZM179 21V20H178ZM182 21V20H181ZM202 21V20H201ZM81 22V21H80ZM85 22V21H84ZM128 22V21H127ZM126 22V23H127ZM133 22H134V19H133ZM132 22V23H133ZM191 22V21H190ZM196 22H198L197 20H196ZM200 22V21H199ZM260 22H262V21H260ZM41 23V22H40ZM67 23V22H66ZM74 23V22H73ZM72 22H71V26H72V24H73ZM90 23H91V21H90ZM89 22H87L86 24H90ZM107 23V22H106ZM108 23H109V20H108ZM130 23V22H129ZM131 23V24H132ZM148 23V22H147ZM162 23V22H161ZM169 23V22H168ZM167 23V24H168ZM172 23V22H171ZM179 23V22H178ZM177 23V25H179ZM202 23V24H201ZM200 23V26L202 25L203 26V22H201ZM205 23V22H204ZM209 23V22H208ZM230 25H229V24ZM39 24V23H38ZM46 24V23H45ZM82 24V23H81ZM94 24V23H93ZM113 24V23H112ZM136 24V23H135ZM139 24V23H138ZM144 24V23H143ZM141 25L140 24V27L138 28V29H140V36H138V39L134 42V44L131 46L130 45V47H128L129 48V52L130 51H132L131 53L133 54V52L134 53H141L142 52V54H143V52L144 51H146L147 53H146V55L147 54H150V53H152V55H153V53H155V55L158 53L157 51H161V52H159V54L160 53H162L163 51H164V49L162 48V46L164 47V45H162L163 44V39H161L159 36H161V35H158L157 34V32L154 30V28L153 27H151L150 25L152 24L153 25V22L150 24V25ZM145 24H146V22H145ZM164 24V23H163ZM166 24V23H165ZM191 24V23H190ZM196 24V23H195ZM194 23H193V27L195 26H197V25H195ZM263 23H261V25H262ZM74 25V24H73ZM95 25H96V23H95ZM99 25V24H98ZM127 25V24H126ZM157 25H159V24H157ZM162 25V24H161ZM187 25V24H186ZM264 25V24H263ZM263 25L261 26V27H263ZM36 26V25H35ZM59 26V25H58ZM66 26V25H65ZM77 26V25H76ZM75 26V28H78V27H76ZM87 26V25H86ZM92 26V25H91ZM111 26V25H110ZM129 26V25H128ZM171 26V25H170ZM173 26V25H172ZM175 27H176V25H174ZM180 26H182V25H180ZM190 26V25H189ZM199 26V25H198ZM198 26H197V28H198ZM61 27H63V26H61ZM60 27V28H61ZM80 27V26H79ZM124 27H126V26H124ZM166 27V26H165ZM190 27H192V26H190ZM18 28V27H17ZM55 28V27H54ZM72 28V27H71ZM81 28V27H80ZM83 28V27H82ZM128 28V27H127ZM158 28V27H157ZM160 28V27H159ZM172 28V27H171ZM43 29V28H42ZM55 29H57V28H55ZM90 29V28H89ZM105 29H109V28H105ZM126 29V28H125ZM128 29H130V28H128ZM178 29V28H177ZM184 29H186L185 28V26H184ZM202 29H204L203 27H202ZM202 29H200L199 30V32H201L202 31ZM205 29V30H206ZM261 29V28H260ZM60 30V29H59ZM78 30H80V29H78ZM86 30V29H85ZM101 30V29H100ZM112 30H114V29H112ZM132 31H133V27H132V29H131ZM135 30V29H134ZM166 30V29H165ZM188 30H189V28H188ZM205 30H203V32L200 34V35H202L203 33H205V34H207L206 33V31ZM258 30L259 29H257L256 31L258 32ZM25 31V30H24ZM92 31V30H91ZM107 31V30H106ZM125 31V30H124ZM138 31V30H137ZM205 31V32H204ZM229 31V32H228ZM261 31V30H260ZM35 32V31H34ZM71 32V31H70ZM85 32V31H84ZM110 33H112L111 31H109ZM171 32V31H170ZM182 32V31H181ZM198 32V31H197ZM196 32V33H197ZM198 32V33H199ZM256 32V33H257ZM80 33V32H79ZM108 33V32H107ZM116 33V32H115ZM115 33H114V35H115ZM162 33V32H161ZM167 33V32H166ZM169 33V32H168ZM167 33V34H168ZM188 34H189V32H187ZM192 33V32H191ZM195 33V32H194ZM195 33V34H196ZM260 33V32H259ZM258 33V34H259ZM113 34V33H112ZM125 34V33H124ZM174 34V33H173ZM175 34H177V32L175 33ZM186 33H184V35H185ZM204 34V36L206 37V35ZM254 34V33H253ZM252 34V35H253ZM264 34V33H263ZM41 35V34H40ZM77 35V34H76ZM98 35V34H97ZM135 35H136V32H135ZM164 35V34H163ZM191 35V34H190ZM192 35H193V33H192ZM197 35V34H196ZM200 35H198L199 36V42H200ZM249 35H251V34H249ZM251 35V36H252ZM255 35V34H254ZM253 35V36H254ZM108 36V35H107ZM110 36V35H109ZM187 36V35H186ZM210 36V35H209ZM221 36V37H222ZM257 36V35H256ZM16 37V36H15ZM14 37V38H15ZM94 37V36H93ZM113 37V36H112ZM111 37V38H112ZM115 37H117V36H115ZM162 37H164V36H162ZM170 37V36H169ZM173 37H175V36H173ZM194 37H195V35H194ZM197 37V36H196ZM204 37V38H205ZM212 37V38H213ZM13 37H11V39H12ZM18 38V37H17ZM98 38V37H97ZM183 38V37H182ZM192 38H193V36H192ZM206 38V39H207ZM247 38V37H246ZM255 38V37H254ZM253 38V39H254ZM260 38V37H259ZM2 39V38H1ZM6 39V38H5ZM107 39V38H106ZM113 39V38H112ZM117 39V38H116ZM134 39V38H133ZM132 39V40H133ZM167 39V38H166ZM171 39H172V37H171ZM181 38H179L178 40H180ZM191 39V38H190ZM197 40H198V37L196 38ZM17 40V39H16ZM20 40V39H19ZM18 40V42H21L22 43V41H23V39H21V41H19ZM110 40V39H109ZM115 39H113V41H114ZM164 40H165V38H164ZM173 40V39H172ZM175 40V39H174ZM184 40V39H183ZM194 40H195V38H194ZM193 40V41H194ZM195 41V42H197L198 43V41ZM255 40H256V38H255ZM259 40V39H258ZM261 40H262V38H261ZM2 41V40H1ZM26 41V40H25ZM60 41V40H59ZM62 41V40H61ZM60 41V42H61ZM86 41H91L90 39H86ZM117 41V40H116ZM167 41V40H166ZM192 41V40H191ZM190 41V42H191ZM201 41H203V40H201ZM251 41V40H250ZM10 42H12V40L10 41ZM96 42V41H95ZM99 42V41H98ZM111 42V41H110ZM120 42H121V40H120ZM119 42V43H120ZM126 42V41H125ZM165 42V41H164ZM171 42V41H170ZM189 42V43H190ZM194 42V43H195ZM257 42V41H256ZM54 43H55V41H54ZM57 43H58V41H57ZM118 43V42H117ZM118 43V44H119ZM172 43H173V41H172ZM183 43H185V42H183ZM188 43V42H187ZM191 43H193V42H191ZM193 43V44H194ZM197 43H195V46H196V44ZM251 43V42H250ZM11 44H14V43H11ZM23 44H25V43H23ZM39 44H41V43H39ZM63 44V43H62ZM89 44V43H88ZM92 44H94V43H92ZM109 44V43H108ZM178 44V43H177ZM179 44H180V42H179ZM206 44V43H205ZM252 44H253V42H252ZM257 44V43H256ZM260 44H261V42H260ZM263 44V43H262ZM7 45V44H6ZM58 45H60L59 43H58ZM74 45H75V43H74ZM90 45V44H89ZM105 45V44H104ZM168 45V44H167ZM259 45V44H258ZM257 45V46H258ZM22 47H25V45H21ZM43 46V45H42ZM55 46V45H54ZM72 46H73V43H72ZM71 46V47H72ZM92 46V45H91ZM126 46V45H125ZM203 46H204V44H203ZM254 46H255V43H254ZM261 46V45H260ZM259 46V47H260ZM7 47V46H6ZM17 47V46H16ZM22 47H21V49H22ZM27 47V46H26ZM38 47V46H37ZM40 47H41V45H40ZM39 47V48H40ZM56 47V46H55ZM69 47V46H68ZM187 47V46H186ZM190 47V46H189ZM214 47V48H213ZM250 47H253L252 45L250 46ZM259 47H258V49H259ZM263 47H264V44H263ZM13 48V47H12ZM36 48V47H35ZM38 48V49H39ZM122 48H124V47H122ZM127 48V46H126V49H128ZM165 48V47H164ZM172 47H170V49H171ZM261 48V47H260ZM17 49V48H16ZM24 49V48H23ZM31 49V48H30ZM38 49H36V50H38ZM125 49V50H126ZM193 49V48H192ZM220 49V50H219ZM261 49H264V48H261ZM4 50H5V48H4ZM14 50V49H13ZM25 50V49H24ZM99 50V49H98ZM111 50V49H110ZM112 50H114V49H112ZM120 50V49H119ZM124 50V51H125ZM165 50H169V49H166L165 48ZM217 50H219L218 52H217ZM248 50V49H247ZM253 50V49H252ZM257 50V48L255 49V51ZM9 51H10V48H9ZM8 51V52H9ZM22 51V50H21ZM126 51H128V50H126ZM171 51V50H170ZM175 51V50H174ZM198 51V50H197ZM244 51V50H243ZM250 52H251V50H249ZM260 51V50H259ZM23 52V51H22ZM40 52V51H39ZM38 52V53H39ZM49 52V51H48ZM47 52V53H48ZM83 52V51H82ZM101 52V51H100ZM118 52V51H117ZM122 52V51H121ZM173 52V51H172ZM176 52V51H175ZM188 52V51H187ZM187 52H185V53H187ZM234 52V53H233ZM245 52V51H244ZM250 52H248V53H250ZM258 52V51H257ZM263 52V51H262ZM13 54H14V52H12ZM118 53H120V52H118ZM128 53V52H127ZM165 53H166V51H165ZM182 53V52H181ZM184 53V52H183ZM254 53V52H253ZM6 54H7V52H6ZM20 54H21V52H20ZM19 54V56L18 57H24L25 56V53L23 52V54H21L20 55ZM101 54V53H100ZM117 54V53H116ZM124 54V53H123ZM130 54V53H129ZM159 54H157V55H159ZM255 54V53H254ZM254 54H252V55H254ZM261 54V52L258 54V56ZM16 55V54H15ZM30 55V54H29ZM64 55V54H63ZM118 55V54H117ZM124 55H126V54H124ZM134 55V54H133ZM138 55V54H137ZM145 55V53L143 54V56ZM186 55V54H185ZM230 55V56H229ZM232 55V56H233ZM250 55V54H249ZM252 55H250V57L252 56ZM262 55V54H261ZM4 56V55H3ZM7 56H9V55H7ZM10 56H11V54H10ZM16 56V57H17ZM112 56V55H111ZM119 56V55H118ZM121 56V55H120ZM132 56V55H131ZM140 56H141V58H142V55L140 54ZM149 56V55H148ZM199 56V55H198ZM245 55H243V57H244ZM31 57H33V56H31ZM42 57V56H41ZM50 57H51V55H50ZM49 57V58H50ZM80 57V56H79ZM104 57V56H103ZM125 57V56H124ZM128 57V56H127ZM138 57V56H137ZM149 57H151V56H149ZM194 57V56H193ZM237 57V56H236ZM240 57H241V55H240ZM242 57V58H243ZM248 57V56H247ZM253 57V56H252ZM256 55H255V58H253L254 60L256 59ZM261 57V56H260ZM262 57H264L263 55H262ZM5 58V57H4ZM10 58V57H9ZM14 58V57H13ZM82 58V57H81ZM92 58V57H91ZM95 58V57H94ZM93 58V59H94ZM139 58V57H138ZM153 58V57H152ZM169 58V57H168ZM198 58H200V57H198ZM245 58V57H244ZM259 58V57H258ZM257 58V59H258ZM16 59V58H15ZM33 59V58H32ZM84 59V58H83ZM90 59V58H89ZM88 59V60H89ZM97 59V58H96ZM100 59V58H99ZM99 59H98V61H99ZM113 59V58H112ZM120 59V58H119ZM202 59H200V60H202ZM210 59H207V60H210ZM251 59V58H250ZM253 59H252V61H253ZM260 59V58H259ZM264 59V58H263ZM1 60H3V59H0V61ZM8 60V59H7ZM6 60V61H7ZM11 60H12V58H11ZM10 60V61H11ZM43 60V59H42ZM91 60V59H90ZM103 60V59H102ZM106 60V59H105ZM110 60V59H109ZM114 60H115V58H114ZM113 60V61H114ZM197 60H199V59H197ZM219 61L218 63H217V61ZM245 60H247V58L245 59ZM244 60V61H245ZM4 61V60H3ZM24 61H25V59H16V60H14L13 59V62L16 64V68L17 67H19V68H17L16 70H12V72L14 73H12L13 75H11V74H8V72L9 71H5V72H7L6 74H8V80H7V86L9 87V89H11L10 87H12V86H17V88L18 89H20L19 91L21 92L20 94H24V95H30L31 96V94L33 93V92H35V90H33L34 89V87L37 85L36 83H37V80H40V79H42V80H40L41 82H43V80H45V79H47V80H50V79H52L53 77H57V79L58 78H62L61 76L63 75V74H67V73H63V67L62 66H60L59 64H57V66L56 67H54V65H48V64H42V65H37L36 67H34L36 64H37V62H36V64H33L34 66H33V68H30V70H29V68H27V70H29V71H27L26 72V70L23 68V69H21V63L22 64H24ZM37 61V60H36ZM39 61V60H38ZM79 61V60H78ZM77 61V62H78ZM92 61V60H91ZM123 61V60H122ZM157 61V60H156ZM187 61H189V60H186V62ZM203 61V60H202ZM227 61V62H228ZM248 61V60H247ZM251 61V62H252ZM259 61V60H258ZM2 62V61H1ZM0 62V63H1ZM26 62V61H25ZM30 62V61H29ZM41 62V61H40ZM44 62V61H43ZM47 62V61H46ZM70 62V61H69ZM72 62V61H71ZM90 62V61H89ZM89 62H88V64H89ZM96 62V61H95ZM116 62V61H115ZM151 62V61H150ZM183 62H185V60L183 61ZM182 62V63H183ZM190 62V61H189ZM193 62H195V61H193ZM231 62V61H230ZM248 62H250V60L248 61ZM248 62H247V64H248ZM3 63V62H2ZM33 63V62H32ZM42 63V62H41ZM51 63H53V64H55L54 62H51ZM61 63V62H60ZM65 63V62H64ZM85 63H86V61H85ZM100 63V62H99ZM142 63V62H141ZM204 63H206V65L204 64ZM203 64H204V67L206 66L207 67V69H208V66L209 65H207V63L208 64H210L209 62H207L206 60H205V62H204ZM226 63V62H225ZM235 63V62H234ZM233 62L229 65L230 67H233V69H237V70H239L238 68H243L244 67V65L246 66L247 64H244V62L242 61V62H239V63H241V64H244L243 65V67H241V64L239 65L238 63H237V65H233L234 64ZM258 63V62H257ZM256 63V64H257ZM63 64V63H62ZM75 64V63H74ZM81 64V63H80ZM84 64V63H83ZM95 64V63H94ZM109 64V63H108ZM129 64V63H128ZM155 64V63H154ZM181 64V63H180ZM184 64V63H183ZM187 64V66H188V64L190 65V64H192V63H186ZM194 64V63H193ZM202 63L200 62V65H201ZM211 64H213V63H211ZM215 64V63H214ZM215 64V65H216ZM221 64V63H220ZM222 64H223V62H222ZM226 64H228V63H226ZM255 64V63H254ZM263 64H264V62H263ZM7 65V64H6ZM86 65V64H85ZM101 65V64H100ZM105 65H106V63H105ZM116 64L114 63V66H115ZM132 65V64H131ZM130 65V66H131ZM169 65V64H168ZM198 65H199V62H198ZM260 65V64H259ZM67 66V65H66ZM74 65H72V67H73ZM82 66H84V65H82ZM99 66V65H98ZM109 66V68H110V66H112V65H108ZM179 66V65H178ZM192 66V65H191ZM196 66V65H195ZM212 66V65H211ZM211 66H210V68H211ZM255 66V65H254ZM262 66V65H261ZM8 67V66H7ZM24 67H25V65H24ZM87 67V66H86ZM89 67V66H88ZM91 67V66H90ZM93 67V66H92ZM97 67V66H96ZM95 67V68H96ZM100 67V66H99ZM113 67V66H112ZM116 67V66H115ZM168 67V66H167ZM180 67V66H179ZM197 67V66H196ZM215 67V66H214ZM218 67H220L221 68V66H218ZM229 67V68H230ZM235 67V68H234ZM26 68V67H25ZM77 68L79 69V67L77 66ZM98 68V67H97ZM102 68V67H101ZM100 68V69H101ZM166 67H160V66H158V69H157V72H155L156 73V76H158L160 79L162 78V81H163V78H165L166 77V69H165ZM170 68H173V67H171L170 66ZM176 68V67H175ZM228 68V66L226 67V69ZM245 68V67H244ZM246 68H247V66H246ZM246 68H245V70H246ZM71 69V68H70ZM86 69V68H85ZM84 69V70H85ZM94 69V68H93ZM99 69V70H100ZM103 69L105 70V68L103 67ZM112 69V68H111ZM174 69V68H173ZM172 69V70H173ZM192 69H194V68H192ZM225 69V68H224ZM248 69V68H247ZM261 69V68H260ZM0 70H2V69H0ZM11 70H10V72H11ZM75 69H73V71H74ZM83 70V69H82ZM106 70H108V69H106ZM113 70V69H112ZM169 70H171V69H169ZM189 70H191V68L189 69ZM196 70V69H195ZM237 70H232L231 68H230V71H234V72H236ZM241 70V69H240ZM259 70V69H258ZM65 71V70H64ZM77 71V70H76ZM75 71V72H76ZM81 71V70H80ZM168 71V70H167ZM175 71V70H174ZM194 71V70H193ZM222 71V70H221ZM224 71V70H223ZM256 71V70H255ZM5 72H2V73H4L5 74ZM72 72V71H71ZM87 72V71H86ZM94 72V71H93ZM99 73V72H101V71H98V69L96 70V72L95 73ZM170 72V71H169ZM191 72V71H190ZM216 72H217V70H216ZM216 72H213V76L215 75V76H217L216 74H214V73H216ZM233 72V73H234ZM257 72V74L256 75H258V77L261 75V77L263 76L264 77V67H262V69L261 70H259V71H256ZM74 73V72H73ZM80 73H82V72H80ZM79 73V74H80ZM88 73V72H87ZM106 73V72H105ZM119 73V72H118ZM142 73V72H141ZM171 73V72H170ZM169 73V74H170ZM185 73V72H184ZM184 73L182 74L183 76H184ZM193 73V72H192ZM191 73V74H192ZM223 73H225V72H223ZM242 73H243V71H242ZM4 74H2V75H4ZM6 74H5V76H6ZM72 74V73H71ZM70 74V75H71ZM100 74V73H99ZM104 74V73H103ZM111 74V73H110ZM168 74V75H169ZM231 74V73H230ZM229 74V75H230ZM237 74V73H236ZM241 73H239V75H240ZM11 75V76H10ZM65 75H63V77L65 78ZM87 75V74H86ZM115 75V74H114ZM135 75V74H134ZM151 75H152V73H151ZM174 75V74H173ZM193 75H195V72L193 73ZM199 75H201V74H199ZM202 75H205L204 73L202 74ZM201 75V76H202ZM207 75V74H206ZM219 75V74H218ZM245 74H243V76H244ZM253 75V74H252ZM66 76H68V75H66ZM73 77H75L74 75H72ZM90 76V75H89ZM171 76V75H170ZM186 76H189L188 74L186 75ZM208 76V75H207ZM236 76V75H235ZM238 76V75H237ZM241 76V75H240ZM243 76H241V77H243ZM4 77V76H3ZM70 77V76H69ZM76 77H78V76H76ZM82 77V76H81ZM109 77V76H108ZM181 75H179V76H177L176 78H174L175 80L176 79H178V80H180L181 79ZM194 77V76H193ZM197 77V76H196ZM199 77V76H198ZM222 77V76H221ZM231 77V76H230ZM245 77V76H244ZM250 77V76H249ZM258 78V79H262V78ZM49 78V79H48ZM68 78V77H67ZM67 78H65V81H66V79ZM72 78V77H71ZM101 78V77H100ZM149 78V77H148ZM154 78V77H153ZM158 78V79H159ZM218 78V77H217ZM235 78V77H234ZM246 78V77H245ZM254 78H256L255 76H254ZM253 78V79H254ZM70 79V78H69ZM95 79V78H94ZM146 79V78H145ZM166 79V78H165ZM167 79H168V77H167ZM172 79H173V77H172ZM183 79H185V77H183ZM182 79V80H183ZM204 79V78H203ZM231 79H233V78H231ZM242 79V78H241ZM246 79H248V77L246 78ZM251 79V78H250ZM257 79V78H256ZM257 79V80H258ZM47 80H46V83H47ZM54 80V82L56 83L57 81H55V78L53 79ZM59 80V79H58ZM60 80H62V79H60ZM85 80V79H84ZM151 79H149V82H151L150 81ZM185 80H187V79H185ZM191 80V79H190ZM189 80V81H190ZM249 80V79H248ZM247 80V81H248ZM252 80V79H251ZM250 80V81H251ZM40 81H38V83L40 82ZM65 81H64V83H65ZM75 81H76V79H75ZM74 80H73V82H75ZM156 83H157V81L156 80H154ZM153 81V82H154ZM159 81V80H158ZM220 81V80H219ZM227 81H229V80H225V82H227ZM237 81V80H236ZM239 81V80H238ZM243 81V80H242ZM246 81V82H247ZM250 81H249V84H253V83H250ZM45 82V81H44ZM49 82V81H48ZM53 82V81H52ZM59 82V81H58ZM57 82V83H58ZM68 82V81H67ZM71 82V81H70ZM152 82V83H153ZM170 82V81H169ZM175 82V81H174ZM180 82V81H179ZM186 82V81H185ZM262 82H264L263 81V79H262V81H261V83ZM3 83V82H2ZM46 83H44V84H46ZM51 83V82H50ZM77 83V82H76ZM85 83V82H84ZM87 83V82H86ZM80 84V85H78V87H77V90L80 92V93H83L84 95H85V97H87V98H92V97H94V98H96L95 96H97V95H103L104 93L102 92V93H98V94H94V93H90L89 91L90 90H94L95 88H98V87H103V85H99L98 83H97V85H92V86H90V84ZM101 83V82H100ZM183 83V82H182ZM188 83H190V82H188ZM238 83V82H237ZM243 85H244V90H245V88H247V87H245V81H243ZM248 83V82H247ZM59 84V83H58ZM57 84V85H58ZM94 84V83H93ZM142 84V83H141ZM140 83L138 84V86H136L135 85V87L134 88H137V89H134L132 86V90H133V93H137L138 94V97H140V99H137V101L138 100H141L142 101V98L145 100H147V96H145V94L142 92L143 90H141V85ZM147 84V83H146ZM150 84V83H149ZM170 84V83H169ZM172 84V83H171ZM223 84H224V81H223ZM226 84V83H225ZM228 84V83H227ZM235 85H236V87H238V86H241L242 85V83L240 82V84L239 85H237L236 83H234ZM234 84H233V86H234ZM248 84V85H249ZM255 85H257V82H255L254 83ZM264 84V83H263ZM57 85L56 84H54V85H52V89H54L53 87H57ZM60 85V84H59ZM145 85V84H144ZM174 85V84H173ZM180 85V84H179ZM205 85V84H204ZM228 85H231L230 87H232V83L231 84H228ZM247 85V84H246ZM5 86V85H4ZM34 86V87H33ZM38 86V85H37ZM36 86V88H38ZM45 85H43L42 86V84H41V86H40V88L42 87V89H41V91H43V87H44ZM47 86H49V85H47ZM46 86V87H47ZM143 86V85H142ZM146 86V85H145ZM147 86H149V85H147ZM207 86V85H206ZM261 86H262V84H261ZM264 86V85H263ZM262 86V87H263ZM55 87V88H56ZM223 87H225V86H223ZM235 87V86H234ZM253 87V86H252ZM255 87V86H254ZM257 87V86H256ZM261 87V88H262ZM51 88V87H50ZM160 88V87H159ZM163 88V87H162ZM190 88V87H189ZM192 88V87H191ZM190 88V89H191ZM197 88V87H196ZM250 88V87H249ZM264 88V87H263ZM5 89V88H4ZM17 89V90H18ZM47 89H49L48 87H47ZM51 89V90H52ZM154 89V88H153ZM223 89V88H222ZM232 89H233V87H232ZM235 89V88H234ZM242 88H240V90H241ZM256 89V88H255ZM254 88H250V89H248L249 90V92H250V96H251V93H253L252 94V101H257L256 99H260L262 96H264V95H260L259 96V94H260V90H258V92H259V94H258V96L256 95V94H254V93H258V92H256V90L258 89H256L255 90ZM12 90V89H11ZM45 90V89H44ZM128 90V89H127ZM210 90H213L212 88L210 89ZM239 90V91H240ZM243 90V93H245V91ZM247 90V89H246ZM2 91V88L0 89V100L2 101V104H3V100L5 99V94L4 93H2L1 92ZM18 91V92H19ZM47 91H49L50 92V89L49 90H47ZM71 91V90H70ZM159 91H161V90H159ZM209 91V90H208ZM233 91V90H232ZM235 91V90H234ZM45 92V91H44ZM118 92V91H117ZM165 92V91H164ZM215 92V91H214ZM247 92V91H246ZM14 93V92H13ZM12 93V94H13ZM35 93H37V92H35ZM46 93V92H45ZM166 93V92H165ZM164 93V94H165ZM174 93V92H173ZM208 93V92H207ZM212 93V92H211ZM218 93H220V92H218ZM218 93H216L217 94V96H219L218 95ZM262 93V92H261ZM19 94V93H18ZM125 94V93H124ZM215 94V93H214ZM247 94V93H246ZM245 94V95H246ZM249 94V93H248ZM247 94V95H248ZM14 95V94H13ZM36 95V97L38 96L37 94H35ZM106 95V94H105ZM131 95H133L132 93H131ZM236 95V94H235ZM242 95V94H241ZM253 95L254 96H257L256 97V99L254 100V98L255 97H253ZM30 96H28V97H30ZM135 96V95H134ZM172 96V95H171ZM221 96H223V95H221ZM237 96V95H236ZM243 96H244V94H243ZM250 96H247V98L248 97H250ZM19 97H21V96H19ZM32 97L33 98H35V96H33L32 95ZM39 97V96H38ZM52 97V96H51ZM136 97V96H135ZM142 97V98H141ZM167 97V96H166ZM220 97V96H219ZM259 97V98H258ZM8 98H9V95H8ZM22 98V97H21ZM27 98V97H26ZM44 98V97H43ZM48 98V97H47ZM93 98V99H94ZM137 98V97H136ZM183 98V97H182ZM185 98V97H184ZM199 98V97H198ZM209 98V97H208ZM224 98V97H223ZM231 98V97H230ZM242 98V97H241ZM19 99V98H18ZM58 99V98H57ZM68 99H70L71 100V98H68ZM68 99H66V100H68ZM73 99V98H72ZM120 99V98H119ZM123 99V98H122ZM121 99V100H122ZM150 99V98H149ZM187 99V98H186ZM186 99H179L178 101H175V102H171L172 100H170V102L168 101V103L166 104V106L168 107L167 108V110L169 111L168 113L170 114H172L173 112H174V114H175V112H178V114L179 113H184L185 114V112L187 111L188 112V114H191L190 116H188L189 118H191L192 120H193V122H192V120H191V122H192V126L191 127H189V126H187L188 125V123H191V122H188V123H186V126L187 127H189L188 129H191L190 130V135L193 137V138H196V139H198V140H202V141H205V143L206 142H211V141H214L213 139H214V136H215V131L216 130H218V133L220 132V135L222 136V140L220 141V142H224L225 144L220 148V150H219V155H222V156H225V157H227V156H229V153L228 152H230L231 153V155H233V156H238L239 154H240V152H241V146L243 145V144H248V145H250L251 147V149L252 150H257V149H261V148H264L263 146V144L261 143L262 142V140H264V123H262L264 120H262V124H258V122L257 121H259L260 119L257 117L256 119H259V120H256V122H257V126L259 125V129L262 131V134H260L261 136H258L256 133H255V129L254 128H250V127H248V123H249V121L250 120H248V122L247 121H245V116L247 117V115H249V118L250 117H252V118H250L251 120L252 119H254V117L252 116V112L250 113V111H249V113L247 114V115H243L244 116V119L240 122L238 119V123H236L237 121H236V118H235V121L233 122L232 120H234V117L232 118L230 115V120L229 121H226L225 123V125H223V123H221L222 125H219V127L217 126V122L215 123L216 125H213V123L214 122H211L212 124H209L210 122H209V120H207L206 122L204 121V120H200L199 118H196V113H198L197 112V108L195 109L194 107H192V106H194L193 104L192 105H190L191 103H190V101H189V99H187L188 101H189V105L187 106L188 107V109L186 108V106L184 105V103H185V101H186ZM227 99H228V97H227ZM262 99V98H261ZM78 100V99H77ZM81 100V99H80ZM87 100V99H86ZM92 100V99H91ZM90 100V101H91ZM121 100H119V101H121ZM128 100V99H127ZM144 100L142 101L143 103H144ZM145 100V101H146ZM200 100H202L203 101V99H200ZM34 101H36V100H34ZM62 101H64V100H62ZM75 101V100H74ZM94 101V100H93ZM115 101H118V100H115ZM125 101V100H124ZM136 101V100H135ZM135 101H133V102H135ZM148 102H149V104H150V101L149 100H147ZM147 101H146V104H147ZM213 101V100H212ZM224 101V100H223ZM229 101H231L230 99H229ZM228 101V103H232V102H237V101H231V102H229ZM249 101H250V98H249ZM65 102V101H64ZM98 102V101H97ZM100 102V101H99ZM140 102V101H139ZM138 102V103H139ZM152 102V101H151ZM201 102V101H200ZM206 102V101H205ZM213 102H216V101H213ZM218 102V101H217ZM216 102V103H217ZM221 102V101H220ZM219 102V103H220ZM258 102V101H257ZM1 103V102H0ZM49 103V102H48ZM73 103V102H72ZM118 103V102H117ZM120 103V102H119ZM127 103V102H126ZM141 103V102H140ZM139 103V104H140ZM208 103V102H207ZM253 103V102H252ZM256 103V102H255ZM258 103H260V102H258ZM262 103H264V101L262 100ZM261 103V104H262ZM1 104V105H2ZM13 104V103H12ZM75 105H76V102L74 103ZM73 104V105H74ZM81 105H82V103H80ZM133 104V103H132ZM131 104V105H132ZM136 104V103H135ZM142 104V103H141ZM140 104V105H141ZM148 104V105H149ZM165 104V103H164ZM203 104H205V103H203ZM218 104V103H217ZM227 104V103H226ZM236 104V103H235ZM261 104H260V106H261ZM61 105H63V104H61ZM69 105V104H68ZM73 105H71V106H73ZM78 105V104H77ZM122 105V104H121ZM131 105H128L129 107H131ZM140 105H134V106H136V107H138V106H140ZM148 105H145V106H147L148 107ZM160 105V104H159ZM208 105H209V103H208ZM212 105V104H211ZM223 105V104H222ZM56 106H58V102H57V105ZM80 106V105H79ZM119 106V105H118ZM125 106L127 107V105L125 104ZM145 106L142 108V109H144V111H145ZM151 106V105H150ZM244 106V105H243ZM263 106H264V104H263ZM263 106H261L260 108H263V110H264V107ZM69 107H70V105H69ZM120 107V106H119ZM122 107V106H121ZM141 107H142V105L140 106V108L138 107V109L139 110H142L141 109ZM213 107V106H212ZM218 107H220L221 108V106L219 105ZM229 107H231V106H229ZM253 107V106H252ZM1 108V107H0ZM24 108H25V105H24ZM31 108V107H30ZM68 108V107H67ZM132 108V107H131ZM131 108H129V109H131ZM165 108V107H164ZM238 107H236V109H237ZM242 108V107H241ZM247 108V107H246ZM257 108V107H256ZM75 109H78V108H75ZM134 109V108H133ZM136 109V108H135ZM134 109V110H135ZM148 109V108H147ZM56 110V109H55ZM60 110H61V108H60ZM137 110V109H136ZM149 110V109H148ZM147 110V111H148ZM184 110H186V111H184ZM219 110V109H218ZM221 110V109H220ZM229 110H231L232 111V108L231 109H229ZM257 110V109H256ZM65 111V110H64ZM128 111V110H127ZM133 111V110H132ZM146 111V112H147ZM212 111V110H211ZM235 111V110H234ZM238 111V110H237ZM261 111V110H260ZM71 112V111H70ZM82 112V113H81ZM87 112V111H86ZM85 111L83 112L82 110L81 111H79L77 114H70L69 113V115H68V113L66 114L67 115V117L69 116L70 118H79L80 116L81 117H87L88 116V114L86 113ZM135 112V111H134ZM138 112V111H137ZM142 112V111H141ZM160 112H162V111H160ZM217 112H219V111H217ZM229 112V111H228ZM227 112V113H228ZM248 112V111H247ZM256 112V111H255ZM254 112V113H255ZM258 112V111H257ZM257 112H256V114H257ZM143 113H145V112H143ZM163 113H165V112H163ZM200 113V112H199ZM213 113V112H212ZM226 113V114H227ZM243 113V112H242ZM241 113V114H242ZM253 113V115H255ZM178 114H176V115H178ZM183 114V115H184ZM229 114V113H228ZM240 113L239 114H236L237 116H239V115H241ZM259 114V113H258ZM261 114V113H260ZM10 115V114H9ZM127 115V114H126ZM131 115V114H130ZM134 115V114H133ZM132 115V116H133ZM137 115V114H136ZM162 115V114H161ZM187 115V114H186ZM186 115L185 116H183V117H186ZM198 115V114H197ZM251 115V116H250ZM132 116H131V118H132ZM139 116V115H138ZM144 116V115H143ZM165 116H166V114H165ZM168 116V115H167ZM166 116V117H167ZM180 116V115H179ZM192 116V117H191ZM233 116V115H232ZM236 116V117H237ZM256 116H258V115H256ZM30 117V116H29ZM28 117V118H29ZM125 117V116H124ZM141 117H142V115H141ZM140 117V118H141ZM147 117H149V116H147ZM181 117H182V115H181ZM201 117V116H200ZM205 117V116H204ZM212 117V116H211ZM221 117V116H220ZM223 117H224V114H223ZM225 117H227V115L225 116ZM224 117V118H225ZM260 118L262 117V116H259ZM264 117V116H263ZM262 117V118H263ZM32 118V117H31ZM144 118V117H143ZM153 118V117H152ZM156 118V117H155ZM159 118V117H158ZM161 118V117H160ZM163 118V117H162ZM169 118V117H168ZM168 118H166V119H168ZM173 118V117H172ZM188 118V119H189ZM208 118H209V116H208ZM215 118V117H214ZM222 118V122H223V120H225V119H229V118ZM231 118H232V120H231ZM239 118H240V116H239ZM243 118V117H242ZM248 118V119H249ZM132 119H134V118H132ZM180 119V118H179ZM186 119V118H185ZM203 119V118H202ZM221 119V118H220ZM264 119V118H263ZM142 120H144V119H142ZM147 120H149V119H147ZM153 120H155V119H150L149 121H150V123H152V122H154ZM158 120V119H157ZM169 120H171V119H169ZM168 120V121H169ZM176 120H177V118H176ZM205 120H206V118H205ZM255 120V119H254ZM152 121V122H151ZM181 121V120H180ZM220 121V120H219ZM165 122H167V121H165ZM174 122H176V121H174ZM183 123H184V121H182ZM221 122V121H220ZM240 122V123H239ZM251 122V121H250ZM254 121L252 120V123H253ZM255 122V123H256ZM148 123V122H147ZM163 123V122H162ZM182 123V124H183ZM254 123V126L256 127V124ZM259 123H260V121H259ZM172 124V123H171ZM178 123H176V124H174V125H177ZM220 124V123H219ZM251 124V123H250ZM136 125V127H138V128H140V129H142L143 127H142V125H137V124H135ZM163 125H164V123H163ZM184 125V124H183ZM182 125V126H183ZM211 125H213V126H211ZM179 126H181V124H179ZM181 126V127H182ZM186 126L184 125L183 126V130L181 129V131L183 132V131H185V129H186ZM253 126V127H254ZM145 127V126H144ZM169 127V126H168ZM213 127H215L216 128V130L213 128ZM170 128V127H169ZM174 128H176V127H174ZM218 128V129H217ZM73 129H75V128H73ZM73 129H71V131L73 130ZM117 129V128H116ZM179 129V130H180ZM214 129V130H213ZM258 128H257V130H259ZM76 130V129H75ZM259 130V131H260ZM181 131H179V132H181ZM181 132V133H182ZM186 132V131H185ZM71 133V136L73 135L72 134V132H70ZM218 133H216V134H218ZM16 134V133H15ZM76 134V133H75ZM170 134V133H169ZM78 135V134H77ZM166 135V134H165ZM173 135H175V134H173ZM189 135V134H188ZM123 136V135H122ZM163 136V135H162ZM170 136V135H169ZM74 137V136H73ZM72 137V138H73ZM76 137V136H75ZM110 137H112V136H110ZM125 137V136H124ZM221 138V137H220ZM108 140V139H107ZM120 142V141H119ZM118 142V143H119ZM122 142V141H121ZM120 142V143H121ZM118 143H116V144H114V145H117ZM124 142H122V144H123ZM128 143V142H127ZM118 146V145H117ZM116 146V147H117ZM73 147V146H72ZM92 146L90 145V147L89 146H87L85 143H83V144H77V146H76V148H77V150H78V152H73V155H77L79 158H84V152L87 150V149H90ZM238 148H240V149H238ZM69 149H71V148H69ZM73 150H74V148H72ZM71 149V151L70 150H63V151H58V152H50L51 154H53V155H59V156H63V157H65L66 155H69L70 153H72V150ZM151 149H154V148H151ZM151 149H141L140 150V153L139 154H136V155H129V156H126V160H122V156L121 155H119V154H117V155H112V156H109V159L113 162V163H119V164H126L128 161H129V159L130 158H137V159H139V160H144V158L147 156V154H148V152H146V151H151ZM238 149V150H237ZM37 150H40V149H35V150H31V152H36ZM125 150V149H124ZM211 149L209 148V151H210ZM41 152H43L42 150H40ZM132 151V150H131ZM212 151H214V150H212ZM210 152V153H213V152ZM262 150H260V152H261ZM218 152V151H217ZM71 155V154H70ZM72 155V156H73ZM15 156V155H14ZM228 158V157H227ZM182 159H184V158H182ZM182 159H180L181 161H182ZM230 159V158H229ZM233 159V158H232ZM172 161H175V160H170V159H167V160H164V161H161L160 163H162V164H164V163H170V162H172ZM184 161H185V159H184ZM238 161V160H237ZM148 162H150V163H157L158 161H154V160H152V159H150ZM178 163V162H177ZM234 163H236V162H234ZM128 164V163H127ZM182 164H183V161H182ZM186 165V166H185ZM129 166L130 167H144V166H142V165H140V164H129ZM189 166V165H188ZM208 166V165H207ZM211 166V165H210ZM215 166V165H214ZM39 168V167H41L40 165H36V164H34V163H30V162H27L26 160H23V162H18V163H16V164H13V165H6V166H4L3 168H5V170H3V168L1 167L0 168V180L1 181H3V182H7L8 184H10L13 188H15V189H18V190H21V191H23V190H26V189H29L25 184H28L29 183V181L26 179L28 176L27 175H25V174H18L17 176H8L7 174L9 173V172H13V171H17V170H21L22 168H24V169H26L28 172H30L31 174H34L35 172L32 170L33 168ZM123 167V166H122ZM130 167H128V168H130ZM184 167H187V164H185V162H184ZM204 166H202V168H203ZM209 167V166H208ZM216 167H218V166H216ZM211 168V167H210ZM147 169H151L150 167L149 168H147ZM225 169V168H224ZM209 171H211L212 170V168L211 169H208ZM214 171H216L217 173H218V176L219 177H221L222 178V180L228 185L229 184V182L227 181V180H229L230 178H235V180H236V182L235 183H237L238 185H240V183L241 184H246V183H248V181L245 179V177L243 176V175H245L246 173H248V174H250V170H242V169H238V170H236L235 172L233 171V174H227L226 173V171H225V173L221 170V169H213ZM231 170V169H230ZM255 171H256V175L257 176H263L264 175V169L263 168H261V169H255ZM119 172H122V169L120 168V167H114V169L112 170V172L111 173H109L108 172V174H112V175H115V174H117V173H119ZM134 172H139V170H134ZM215 172V173H216ZM84 173H86V174H93V172L91 171V169H90V165L89 164H87V166H86V171L84 172ZM145 174H149V175H151V174H154V175H159V172H144ZM76 174H78V175H80L81 174V172H76ZM243 174V175H242ZM71 175V174H70ZM97 176V175H96ZM174 178H175V180H184V178H182L181 176H174ZM186 180V179H185ZM221 180V181H222ZM76 182L77 183H79V184H81V185H83V183H82V181H80V180H76ZM147 182H149V183H151V184H153V185H156V186H158V185H160L158 182H155V181H151V180H148ZM171 182H175V181H171ZM204 183H206V181H203ZM127 183H129V184H127ZM210 183V185H211V187H213V188H216L217 187V184L215 183V181L214 182H209ZM144 182L143 181H141V180H130V181H122L121 183H120V185L118 186H114L113 185V187L111 188V189H109L110 190V194H109V197H108V200L110 201V202H112L113 204H115V205H117V204H120V205H123L126 209H128V208H130L131 209V211H130V209L128 210V211H130L129 212V215L131 214V217H133V219L135 220L136 219V221H138L137 223L139 224V223H141V220H142V224L143 225H145V226H150V227H152V228H154L155 230H159V232L161 231V232H166L165 231V226L162 224V222H158V221H160L161 220V218H157L158 219V221L156 220L155 221V216H158V215H160V214H156V213H158V212H155V211H153L152 209H153V207H151V205L150 206H148L147 205V208H145L146 206L144 205V200L143 199H141V198H139L138 197V195H137V193H140V194H143V195H146L147 197H149V198H153V201H156L157 199H159V197L157 196V195H155L153 192H151V191H148V190H143V188H144ZM240 186H242V185H240ZM186 188H190L189 186H186ZM103 189V188H102ZM203 194H202V196H206V195H217V197H218V199L219 200H221L222 201V203H220V202H217V201H203L202 202V204H201V206H205L206 208L208 207V208H211V210H216V209H214V208H222V209H224V212L226 211V210H228V212L229 213H231V214H233L234 216V218H236V219H234L233 217H232V219H231V217L230 218H224V217H222V214H221V216H219L220 218H224L226 221V223L225 224H227V225H230L231 226V228H230V230H231V232L232 231H235L234 229H236V225H241V226H245V225H247V223H248V221L250 220V218L249 219H245V217H243L244 219V221H239V219L237 218L239 215H241L242 214V212L241 211H243V210H241V211H238L237 209L236 210H234V209H227L228 207H233L234 208V206H239L240 205V203L242 202H245V203H247L246 201H243V200H239V201H235L234 200V196H237V195H234V196H231V195H229V194H227V193H222V192H216V193H209L208 192V190H205V189H203ZM220 191V190H219ZM127 193V194H126ZM239 194V193H238ZM154 195V196H153ZM241 195V194H240ZM249 195V194H248ZM246 196V195H245ZM251 196V195H250ZM249 196V197H250ZM253 196V195H252ZM248 197V198H249ZM251 198V197H250ZM252 199H255V198H252ZM31 201V200H30ZM40 201L42 202V206L43 207H50V208H52L51 207V205L49 204V201H47L46 199H40ZM177 200H174V202H176ZM183 201V200H182ZM181 201V202H182ZM1 202H3V203H6V201L4 200V201H1ZM251 202H253V203H256L257 204V206H259V207H264V198L263 199H261V201H255V200H252ZM8 203V202H7ZM101 203V202H100ZM97 204V206L99 205V207L102 205L103 206V204ZM166 203V204H165ZM184 203V202H183ZM146 204V203H145ZM159 204H161L160 206L161 207H163L164 209H169L170 207H172V209L171 210H173V208L174 209H176V210H178L179 208H175V206H173V199H164V200H162V201H160L159 202ZM179 204V203H178ZM226 205H229L228 207L226 206ZM243 205V204H242ZM53 206V205H52ZM182 206V205H181ZM180 206V207H181ZM186 206V205H185ZM185 206H183V207H185ZM190 206V205H189ZM191 206H193V205H191ZM246 206V205H245ZM105 207V206H104ZM152 209H151V208ZM169 207V208H168ZM57 209V208H60V207H58V206H54L53 207V209ZM213 208V209H212ZM185 209H187L186 207H185ZM184 208L182 209L183 210V212H185V211H187V210H185ZM190 210H191V208H189ZM239 209V208H238ZM241 209V208H240ZM239 209V210H240ZM246 209V208H245ZM59 210H61V209H59ZM65 210V209H64ZM189 210V211H190ZM219 210V209H218ZM218 210L216 211V215L218 214L217 212H218ZM156 214V215H154V213ZM220 211H221V209H220ZM169 212V211H168ZM173 212V211H172ZM171 212V213H172ZM179 213L180 211L178 210V211H176V213ZM183 212L181 213L180 212V214L182 215L183 214ZM192 212V211H191ZM211 212V211H210ZM247 212V211H246ZM245 212V213H246ZM28 213H30V214H32L31 215V217L33 216V217H35V218H37L38 216H39V214H33L34 213V211L33 212H27L26 210H24V209H16V210H10V209H6V208H2V207H0V235H5V236H8L9 234H8V232L10 233V236H12V237H16V236H19V238L22 236H26V238H28V237H32V236H38L39 237V239H40V236L41 235H38V230H37V232H36V230H34L33 229V227L36 225H32V224H34L33 223V219H28V220H25V219H20V218H16L15 216L16 215H25V214H28ZM39 213V212H38ZM175 213V215L173 214H171L172 215V217L174 218L175 216H177V215H179L180 216V214H176ZM186 214H188L189 212L187 211V212H185ZM196 213V212H195ZM195 213H193L192 212V214L191 215H193V214H195ZM211 213H213V212H211ZM226 213H227V211H226ZM225 213V214H226ZM250 213V212H249ZM60 214H62V215H64V216H62V218L64 219V220H69V219H71V218H73V215L72 214H70V213H66V211H62L61 210V213ZM186 214L184 215L183 214V216H184V220H185V216H186ZM190 214V213H189ZM188 214V215H189ZM224 214V213H223ZM224 214V215H225ZM198 215H201V214H198ZM203 215V214H202ZM209 215V214H208ZM213 216H214V214H212ZM238 215V216H237ZM42 216V215H41ZM160 216H162V215H160ZM179 216H177L178 218H181V216L179 217ZM195 216H196V214H195ZM194 216V217H195ZM228 216V215H227ZM230 216V215H229ZM245 216V215H244ZM159 217V216H158ZM163 217V216H162ZM187 217V216H186ZM190 217V219L192 218L191 216H189ZM188 217V218H189ZM193 217V218H194ZM204 217V219L206 218L207 219V221H208V219H209V221L208 222H214L210 217L211 216H209V218H207V217H205V216H203ZM202 217V218H203ZM217 217V216H216ZM219 217H217L218 219H220ZM226 217V216H225ZM256 217V216H255ZM22 218H23V216H22ZM183 218V217H182ZM200 218V217H199ZM241 218V217H240ZM38 219H39V217H38ZM160 219V220H159ZM162 219H164V218H162ZM187 219V218H186ZM195 219H198L197 217H195ZM179 220V219H178ZM182 219H180V221H181ZM183 220V221H184ZM188 220V219H187ZM241 220V219H240ZM41 221V219L39 220V221H37V222H40ZM84 224L85 223H87V224H89L90 222V220L89 221H87V220H81ZM163 221V220H162ZM182 221V222H183ZM189 221V220H188ZM193 221L194 220H192V223H193ZM201 221V220H200ZM252 221V219L250 220V222ZM43 222V221H42ZM89 222V223H88ZM170 221H168V223H169ZM189 222H191V221H189ZM195 222H197V221H195ZM195 222L193 223V224H195ZM221 222V221H220ZM261 222V221H260ZM44 223V222H43ZM82 223V224H83ZM93 223V222H92ZM91 223V224H92ZM167 223V222H166ZM185 223H186V221L184 222V225H185ZM224 223V222H223ZM252 223V222H251ZM17 224H19L21 227H17L16 225ZM40 224H42L41 222H40ZM45 224V223H44ZM51 224V223H50ZM187 224V223H186ZM190 224V223H189ZM193 224L191 225V228H189V227H186L187 229H191L192 231H194V228H192V226H193ZM203 224V223H202ZM219 224V223H218ZM224 224V225H225ZM254 224H258V225H263V223H259L258 221H253V225ZM93 225V224H92ZM168 225V224H167ZM174 225V224H173ZM198 225V224H197ZM197 225L195 224V226H196V228H197ZM209 225V224H208ZM214 225V224H213ZM249 225V224H248ZM51 226V225H50ZM89 226V225H88ZM186 226V225H185ZM188 226V225H187ZM205 226V225H204ZM211 226V225H210ZM210 226H208V227H210ZM216 226V225H215ZM40 227H41V225H40ZM40 227H36V229L37 228H40ZM43 227V226H42ZM46 227H48V226H46ZM45 227V228H46ZM92 227V226H91ZM175 227H178V226H175ZM198 227H201L200 225L198 226ZM206 227H207V223H206ZM225 227H228V226H226L225 225ZM248 227V226H247ZM250 227H251V224H250ZM254 227H255V225H254ZM259 227V226H258ZM44 228V227H43ZM54 228V227H53ZM52 228V229H53ZM62 228H65V230L66 229H69V230H71V228H69V227H67V226H64V227H62ZM148 228V227H147ZM151 228V229H152ZM179 228V227H178ZM177 228V229H178ZM228 228V229H229ZM234 228V229H233ZM239 228V227H238ZM263 228H264V226H263ZM47 229V228H46ZM45 229V230H46ZM52 229L51 228H48V230H46L47 232H46V234L44 235V236H42V237H46L45 239H47V238H49L50 239V242H51V238L50 237H52V239H58V238H54L53 237V235L51 234V231H52ZM150 229V228H149ZM153 229V230H154ZM167 229V228H166ZM171 229V228H170ZM173 229V228H172ZM209 229V228H208ZM211 229V228H210ZM209 229V230H210ZM218 229H219V227H218ZM246 229V228H245ZM252 229V228H251ZM176 230V229H175ZM170 231L169 233H168V235L170 236V237H172L173 235H174V233L176 234V231ZM179 230V229H178ZM197 230H200V229H197ZM197 230H195L196 232H197ZM203 229L201 228V230L200 231H202ZM205 230H207V229H205ZM212 231H213V229H211ZM220 230H221V228H220ZM223 230V229H222ZM226 230V229H225ZM40 232H42V230H41V228H40V230H39ZM44 231V230H43ZM168 231V230H167ZM190 231V230H189ZM53 232H54V230H53ZM79 232V231H78ZM82 232H85L84 234H86V232H87V234L89 235V237H90V239H86V238H82V239H80V241H82L81 243H79L80 244V246H82V247H84V248H86L87 247V249L88 250H93V247L95 248V247H101V244L103 245V244H107L110 248H111V250L112 251H114L113 253L115 254V256L116 257H118L117 259H118V261L120 260L121 262L122 261H127V262H133V261H135V259L137 258V257H140L141 259H142V261L141 262H145V263H148V264H162L163 263V261L165 260V256L161 253V251H163V250H167V251H169L168 253H170V252H174L175 253V255H177V256H179V260H181V261H178V260H176V259H173V258H170L169 257V259H168V261H170V262H174V263H176V264H181V262H184V264H204V262H200V261H198V259L197 260H195L194 259V257L196 256H199V257H209V256H216V259L214 260V262L213 263H215V264H222V262H223V260L221 259V257H222V255L220 254V253H218V248L219 247H217V250H213V254H211V253H207V251H209V248L211 247V245L212 244H210V247H206L205 245H203L202 244V236H204L201 232V236H199L201 239V241L202 242H200L201 244L199 245L200 247H198L197 245H192V244H182V242L180 243V241H176L177 239V237L179 236V238H180V235H178L176 238L175 237H173V238H175L174 239V241H172V242H165V245H164V247H161L158 243H155V242H152V243H149V241H147V238L146 239H144L143 237H139V236H137L136 234H134V236H132L131 235V237H126L125 235H122V234H106L107 236H111V237H113L114 239H116V241L115 242H112V241H108V240H105V241H102V243H99V244H94L93 242H92V240L94 241V239L93 238H96L97 239V241H98V239H99V241H100V237H99V233H97V232H94V231H85V230H82ZM178 232V231H177ZM181 233H183L182 231H180ZM214 232H216V231H213V233ZM219 232V231H218ZM227 232V231H226ZM235 232H238L237 230L235 231ZM247 232H249L248 230H247ZM252 232H254L253 230H252ZM251 232V233H252ZM55 233H58V232H56L55 231ZM119 233V232H118ZM167 233V232H166ZM186 233H187V231H186ZM189 233V232H188ZM205 233V232H204ZM207 233H210V234H212L211 232H207ZM165 234V233H164ZM185 234V233H184ZM195 234V233H194ZM193 234V235H194ZM244 234H245V236H246V232H244ZM257 234V233H256ZM263 234H264V229H263ZM58 235H59V233H58ZM130 235V234H129ZM167 235V237H169ZM186 235V234H185ZM216 235V234H215ZM218 235V234H217ZM226 235V234H225ZM249 235V234H248ZM247 235V236H248ZM259 235H260V233H259ZM4 236V237H5ZM93 236V237H92ZM194 236H198V235H194ZM194 236H192V237H194ZM207 236V235H206ZM212 236H214L213 234H212ZM243 236V235H242ZM250 236V235H249ZM253 236V235H252ZM21 237V238H22ZM34 237H32V238H34ZM41 237V238H42ZM184 237V236H183ZM205 237V236H204ZM223 237L224 238H222L221 237V235H220V237H216V238H219V239H216V240H218L217 241V243L218 244H220L221 242L223 243L224 241L223 240H226L225 239V236H224V234H223ZM234 238H235V236H233ZM251 237V236H250ZM249 237V238H250ZM7 238V237H6ZM10 237H8L7 239H9ZM25 237L23 238V239H21V240H24V239H26ZM59 238L61 239V236H59ZM63 238H65L64 236H63ZM187 238V237H186ZM207 238H208V236H207ZM209 238H211L210 236H209ZM254 238H257V237H255L254 236ZM35 239V238H34ZM33 239V240H34ZM49 239H47V240H49ZM67 239V238H66ZM69 239V238H68ZM95 239V240H96ZM160 240H162V238H159ZM169 239V238H168ZM167 239V240H168ZM170 239H172V238H170ZM195 239H197V238H195ZM229 239V238H228ZM251 239V238H250ZM249 239V240H250ZM2 240V239H1ZM0 240V259L2 260V262L0 261V264H4V262H6V263H9V264H14V263H12L13 262V258H15V256L14 255H16V254H24L25 253V250L24 249H20V247L22 246H17V245H11L12 244V242H11V244L9 245V244H7V242L5 243V242H3V241H1ZM11 240H12V238H11ZM13 240L15 241V239L13 238ZM17 240V239H16ZM27 240V239H26ZM62 241H63V239H61ZM69 240H71V239H69ZM102 240V239H101ZM173 240V239H172ZM185 240H187V239H184V241ZM199 240V241H200ZM207 240V239H206ZM212 240H213V238H212ZM211 239L209 240V241H212ZM238 240V239H237ZM246 240V239H245ZM260 240V239H259ZM263 240H264V237H263ZM40 241V240H39ZM43 241V240H42ZM57 241V240H56ZM65 241H68V240H65ZM65 241L64 242H62V243H65ZM98 241V242H99ZM188 241V240H187ZM196 241H198V240H196ZM198 241V242H199ZM208 241V242H209ZM241 241H242V239H241ZM250 241H252V240H250ZM36 242V241H35ZM44 242H46V241H44ZM59 242V241H58ZM54 243V241H52L51 243H50V245L51 246H53V250L55 249V250H59V249H56L55 247H59L60 249L62 248H64L65 249V245H64V247L63 246H61L59 243ZM164 242V241H163ZM191 243H192V241H190ZM213 242H215V241H213ZM212 242V243H213ZM233 242V241H232ZM249 242V241H248ZM254 242H256V241H254ZM259 242H261L262 244L260 245L259 244V251L261 252V253H264V243L262 242V241H258V243ZM14 244L15 243H17V242H13ZM41 243V241L39 242V244ZM70 243V242H69ZM69 243H68V245H69ZM119 243H121V244H119ZM174 243H175V247H176V243H177V245H179V249H181V250H177V249H175L174 248ZM203 243H205V242H203ZM222 243L219 245V246H221L220 247V249H222L223 251H224V249L225 250H229L230 252L233 250V251H235L236 252V250L237 249H240V247H238L237 249H235L234 247H232L227 241H226V244H224L223 243V245H222ZM250 243V242H249ZM20 244V243H19ZM53 244V245H52ZM55 244H58L59 246H57V245H55ZM119 244V245H118ZM194 244V243H193ZM251 244H253V243H251ZM30 245V244H29ZM38 245V244H37ZM43 245H46L45 243L43 244ZM163 245V244H162ZM216 245V244H215ZM254 245V244H253ZM25 245H23V247H24ZM46 246H48V245H46ZM61 246V247H60ZM67 246V245H66ZM72 246V245H71ZM78 247V248H80L81 249V247ZM247 246V245H246ZM257 246V245H256ZM255 246V247H256ZM10 247H12L15 251L13 252V253H7V252H3V249H7V248H10ZM45 247V246H44ZM180 247H182V248H180ZM67 248H71V247H67ZM66 248V249H67ZM97 248H95L96 250H97ZM123 248V249H122ZM178 248V247H177ZM65 249V250H66ZM72 249V248H71ZM83 249V248H82ZM95 249H94V251H95ZM101 249V248H100ZM199 249H204L205 251L204 252H202V251H200ZM216 249V248H215ZM252 249V248H251ZM257 249V248H256ZM256 249H255V251H256ZM188 250H190V251H192L193 253H194V256L193 255H190L189 253H186L185 255H183V254H181V252L183 253V252H187ZM221 250V251H222ZM250 250V249H249ZM254 250V249H253ZM28 251V250H27ZM41 251H46V249L44 250V248H43V250H41ZM99 251H103V250H99ZM210 251H212V250H210ZM220 251V252H221ZM222 251V252H223ZM239 251V250H238ZM258 251V250H257ZM47 252V251H46ZM50 252V251H49ZM54 252V251H53ZM66 252V251H65ZM64 252V253H65ZM93 252V251H92ZM96 252V251H95ZM191 252V253H192ZM225 252V251H224ZM244 252H246L247 253V250L246 251H244ZM253 252V251H252ZM52 253V252H51ZM55 253H56V251H55ZM88 253H90V251H88ZM192 253V254H193ZM228 253V252H227ZM233 254H235L234 252H232ZM240 253V252H239ZM53 254V253H52ZM96 253H94V255H95ZM100 254V253H99ZM107 254V253H106ZM247 254H249V253H247ZM56 255H59L58 253L56 254ZM101 255H103V254H101ZM168 255H170V254H168ZM243 255V254H242ZM251 255V254H250ZM255 255V254H254ZM253 255V256H254ZM10 257V258H8V257ZM74 256H76V255H74ZM86 256V255H85ZM104 256V255H103ZM106 256V255H105ZM255 256H257V255H255ZM261 256V255H260ZM7 257V258H6ZM45 256H41V257H39V258H44ZM58 257H61L62 258V256H58ZM77 258H80L79 257V254L76 256ZM145 257H148V258H145ZM173 257H174V255H173ZM235 257V256H234ZM238 257V256H237ZM213 258V257H212ZM224 258H225V256H224ZM223 258V259H224ZM70 259V258H69ZM178 259V258H177ZM209 259V258H208ZM226 259H228V258H226ZM16 260V259H15ZM207 260V259H206ZM206 260H204V261H206ZM231 260H232V258H231ZM237 260V259H236ZM260 260V259H259ZM264 260V259H263ZM38 261V260H37ZM40 261V260H39ZM45 261V260H44ZM69 261V260H68ZM86 261V263L89 261V263H91V261L90 260H84V259H79V262H82L83 264H84V262ZM99 261H101V260H99ZM261 261V260H260ZM41 262V261H40ZM45 262H47V260L45 261ZM52 262V261H51ZM48 263V264H58L57 262L56 263ZM104 262H105V260H104ZM160 262H162V263H160ZM251 262V261H250ZM29 263V262H28ZM72 263V262H71ZM85 263V264H86ZM96 263V262H95ZM101 263V262H100ZM103 263V262H102ZM206 263V262H205ZM224 263H226V261H224ZM223 263V264H224ZM261 263V262H260ZM41 264H43V263H41ZM47 264V263H46ZM117 264V263H116ZM143 264V263H142ZM209 264H211L210 262H209ZM243 264V263H242ZM244 264H246V263H244ZM258 264V263H257Z\"/></svg>",
    "mask_w": 264,
    "mask_h": 264
}]
</instances>
